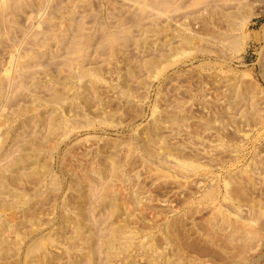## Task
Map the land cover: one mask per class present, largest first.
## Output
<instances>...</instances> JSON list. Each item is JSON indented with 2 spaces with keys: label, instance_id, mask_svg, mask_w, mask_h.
<instances>
[{
  "label": "bare ground",
  "instance_id": "bare-ground-1",
  "mask_svg": "<svg viewBox=\"0 0 264 264\" xmlns=\"http://www.w3.org/2000/svg\"><path fill=\"white\" fill-rule=\"evenodd\" d=\"M102 4L99 5L97 0H0V208L2 207H7L10 209H17V206L20 205H24L25 204V199L26 197L28 198L30 195L34 196L35 199L36 198H41L43 196H45V192L47 193V189L49 188V186L52 188H50L51 190H56V189H60V184L61 181H59V179H61L59 177V179L53 178L51 177L49 179V172L48 170H50V168H48L49 165L48 161L51 160L50 156L52 153V151L58 152L60 150V147L58 146V144H60L59 142V135L61 134L59 133L60 130L65 129L64 127L68 125V123H70L72 128H79L78 125L79 123L77 122V118L75 117L74 119H70L68 118V116L63 115L62 109H64V103L65 101L69 100V95L71 94L74 98L73 100L75 102H77V106L81 107L83 106V108H86L85 110L87 111H94V107H95V102H100V98H102L104 96L101 97L102 94H99V87H98V83L100 81V76L101 74H103L104 72L108 73V74H113V76L115 75V79H117V85L116 83L114 85H116L115 88H118L122 91V93L127 97H131L134 93V91H136L138 93V91L140 89H142V86H145L148 88L149 82L147 79L141 78V76L143 74L146 75V72H150V71H154L153 69L157 67H160L162 65V62L164 61H168L171 54L173 53H178L181 51V49L185 46L191 43V41L196 42V39L198 40V38L200 36L201 39L197 41V43L204 42L207 41L209 43V41L216 43L218 45H223L225 46V44H229L231 42H235L233 41L235 39V36L231 35L230 32L235 31V27L234 24H237V18H238V14L240 13V11L243 12V18H242V24H247L248 20L251 16L253 15H261L264 14V10H260L261 7H257V8H253L252 3H250V1H245V0H239L238 1V8L236 11H230V9L228 10H224V6H226L223 2L224 0H102ZM228 1V0H226ZM253 1V0H252ZM251 1V2H252ZM94 2H98L97 4ZM260 2L264 3V0H260ZM192 5H191V4ZM227 3V2H226ZM244 3V4H242ZM96 4V5H95ZM104 4L105 9L102 8V5ZM187 4V5H186ZM190 4V6H189ZM221 6H219V5ZM186 6L193 8L195 11L189 9L188 12L186 9ZM236 6V5H235ZM234 6V7H235ZM260 6V5H259ZM227 7V6H226ZM183 9V11H182ZM226 9V8H225ZM235 9V8H233ZM263 9V8H262ZM185 10V11H184ZM232 10V9H231ZM241 15V14H240ZM242 17V16H241ZM217 18V19H216ZM216 19V20H215ZM222 20L223 22L227 21L228 25L225 26L224 30L222 29V31H218L220 30V28L217 30L218 33H216L217 31H215V29L213 30V26L214 23L216 21ZM237 19V20H236ZM189 21L188 23L186 21ZM236 20V21H235ZM241 20V19H240ZM198 22V24H197ZM187 23V24H186ZM193 25V23H195L196 25H201V30H203L202 33L200 30V33L198 38L195 39V36L190 34V32H192L193 27L191 28L192 30L189 29V27H187V25L191 24ZM191 25V26H192ZM239 25V24H238ZM197 27V26H196ZM222 27V26H221ZM215 28V27H214ZM195 32H196V28ZM199 29V27L197 28ZM199 30H197L196 33H198ZM193 33V32H192ZM196 36V37H197ZM242 38V37H241ZM236 40V39H235ZM206 42V43H207ZM210 42V43H211ZM237 42V41H236ZM197 43H194L195 45ZM193 44V45H194ZM192 45V44H191ZM208 45V44H207ZM238 45V42L237 44ZM242 45V44H241ZM204 46V45H203ZM213 46V45H212ZM230 46V45H228ZM206 47V46H205ZM199 48V47H198ZM211 47H209L210 49ZM214 48V47H213ZM215 48H217V46H215ZM261 48V47H260ZM152 49H156L155 52L150 51L151 53L146 54L149 50ZM184 49V48H183ZM182 49V51H183ZM187 49V48H186ZM208 49V48H206ZM234 49V48H233ZM139 51V57L135 56L137 54V51ZM188 50V49H187ZM219 50V48L217 49ZM223 50V49H222ZM221 50V51H222ZM225 50V49H224ZM261 50V49H260ZM263 54L261 59V65L264 67V41H263ZM147 51V52H146ZM202 52V51H201ZM212 52V51H211ZM142 53V54H141ZM183 53V52H182ZM207 53V52H206ZM209 53V52H208ZM220 53V51H219ZM216 54V53H215ZM221 54V53H220ZM140 55H142L140 57ZM224 56V54H221ZM220 55V56H221ZM203 56V55H202ZM176 57V56H175ZM204 60V59H203ZM117 64H120L121 66L119 68H117ZM260 65V66H261ZM206 66V65H205ZM211 67V66H210ZM191 68V67H190ZM190 70V69H189ZM262 71V69H261ZM151 73V72H150ZM153 73V72H152ZM183 73V72H182ZM195 73V72H194ZM235 74V73H234ZM247 74V73H246ZM197 75V74H196ZM108 77H110L109 75H107ZM181 76V75H180ZM195 76V74H194ZM201 76V75H200ZM241 76V75H239ZM105 77V76H104ZM103 77V78H104ZM147 77V75H146ZM183 77V76H182ZM233 77V76H232ZM238 77V76H237ZM237 77L233 78L226 86V90L224 93H220L222 94L221 96H218L217 94H215L214 92V98L213 101L214 103H218V108L219 112V116L221 117H225L228 118V120L231 121V124L235 125V123L239 122L236 121L237 117L233 114L237 113V116H239V118L246 120L247 122L250 120H255L257 118L260 117L261 114H259V110L258 111V106L256 105L255 102V93L257 92H253V87L248 86L251 85L249 84V82H242L240 80L237 79ZM106 78V77H105ZM193 78V77H192ZM191 78V79H192ZM262 78L264 79V71L262 72ZM110 79V78H109ZM111 79H114L111 77ZM114 79V80H115ZM197 79V77H196ZM210 79V78H209ZM147 80V81H146ZM188 80V79H187ZM236 81V82H235ZM101 82V81H100ZM105 82V81H104ZM103 85L106 86L108 83H104ZM113 82V81H112ZM187 82V81H186ZM223 82V81H222ZM102 83V82H101ZM114 83V82H113ZM190 83V82H189ZM176 84V83H175ZM192 85V84H191ZM99 86H102V84H100ZM110 86V85H109ZM165 86V85H164ZM182 86V85H180ZM214 86V85H213ZM248 86V87H247ZM162 87V86H161ZM173 87V86H172ZM219 87V86H218ZM160 88V87H159ZM181 88V87H180ZM215 87H213L214 89ZM258 88V87H257ZM149 89V88H148ZM169 89V88H168ZM167 89V90H168ZM183 89V88H182ZM188 89V88H187ZM216 89V88H215ZM111 90V89H110ZM144 90V89H143ZM220 90V89H219ZM258 90V89H257ZM260 90V89H259ZM108 91V90H107ZM114 91V90H113ZM142 91V90H141ZM146 91V90H145ZM144 91V92H145ZM162 91V90H161ZM178 91V90H177ZM181 91V90H180ZM184 90H182L183 92ZM190 91V89H189ZM117 92V91H116ZM217 92V91H216ZM113 93V92H112ZM120 93V94H122ZM140 95H143L142 92H140ZM138 93V94H139ZM142 93V94H141ZM167 93V92H166ZM114 94V93H113ZM172 94V92L170 93ZM176 94V93H175ZM183 95V94H182ZM205 95V94H204ZM257 95V93H256ZM118 96V95H117ZM137 96V95H136ZM144 96V95H143ZM164 96V95H162ZM170 95H168L169 97ZM185 96V94H184ZM192 96V95H191ZM259 96V95H258ZM257 96V97H258ZM105 97V96H104ZM103 97V98H104ZM124 97V96H123ZM135 97V96H134ZM133 97V98H134ZM138 97H140L138 95ZM161 97V96H159ZM171 97V96H170ZM197 97V96H196ZM212 97V96H211ZM256 97V99H258ZM110 98V97H109ZM116 98V96H115ZM119 98V97H118ZM125 98V97H124ZM123 98V100H124ZM177 98V97H176ZM175 98V99H176ZM179 98V97H178ZM193 98V97H192ZM263 98V97H262ZM121 99V98H120ZM130 99V98H129ZM132 99V98H131ZM171 99V98H170ZM174 99V98H173ZM195 99V98H194ZM97 100V101H95ZM106 99H104L105 101ZM111 100V99H110ZM109 100V101H110ZM114 100V99H113ZM260 100V99H259ZM257 100V101H259ZM117 101V100H116ZM125 101H127L125 99ZM165 101V100H164ZM167 101V100H166ZM165 101V102H166ZM179 101V100H177ZM176 103H179L177 102ZM212 102V100L210 99L209 102ZM248 101V102H247ZM263 100H260V102ZM68 102V101H67ZM74 102V103H75ZM98 102V104H99ZM115 102V101H114ZM163 101H161L162 103ZM174 102V101H173ZM208 102V101H207ZM208 102V104H209ZM264 102V101H263ZM71 103V102H70ZM73 103V104H74ZM109 103V102H108ZM111 103V102H110ZM126 103V102H124ZM132 103V102H131ZM159 103V102H158ZM182 103V102H181ZM177 104L179 108V112H175L173 114V112L176 109V104L174 105L175 109L172 110L170 109V111L168 110H162L161 112L164 114L163 118L164 121L169 124L170 130H167L169 133L171 132V130L174 132L176 131V129L178 131H182L184 129V126L192 119L193 120V116L191 114L186 113L187 111H184V109L180 106V104ZM205 103V102H204ZM213 103V102H212ZM246 103V104H245ZM259 103V102H258ZM257 103V104H258ZM68 104V103H67ZM101 104V103H100ZM99 104V105H100ZM105 106V103H102ZM107 104V103H106ZM117 104V103H116ZM127 104V103H126ZM168 104V103H167ZM207 104V105H208ZM261 104V103H259ZM70 105V104H69ZM118 105H120V103L118 102ZM117 105V106H118ZM127 105L130 106V104L128 103ZM143 105V104H142ZM155 105V104H154ZM159 105V104H157ZM164 105V104H163ZM166 105V104H165ZM184 105V103H183ZM210 105V104H209ZM66 106V105H65ZM68 106V105H67ZM71 107L73 105H70ZM244 106V107H243ZM101 107V106H100ZM103 107V106H102ZM107 107V105H106ZM128 108V106H126ZM138 107V106H137ZM166 107V106H165ZM170 106H167V108H169ZM177 107V108H178ZM185 107V106H184ZM187 107V106H186ZM185 107V108H186ZM192 107V106H191ZM211 107V106H210ZM261 107V106H260ZM67 108V107H66ZM65 108V109H66ZM69 108V107H68ZM75 108V106H74ZM71 108V114L74 113L72 111ZM82 108V107H81ZM82 108V109H83ZM96 108V107H95ZM111 108V107H110ZM121 108V107H120ZM126 108V109H127ZM140 108V107H139ZM161 108V107H160ZM166 108V109H167ZM189 108V107H187ZM217 108V107H216ZM215 108V109H216ZM76 109H78L76 107ZM115 109V108H113ZM123 109V108H122ZM129 109V108H128ZM134 109V108H131ZM193 109V108H191ZM190 109V110H191ZM214 109V108H213ZM231 110V111H227ZM264 109V108H263ZM80 110V109H79ZM78 110V111H79ZM106 110H109L108 108H106ZM120 110V109H119ZM161 110V109H160ZM189 110V111H190ZM100 111V110H99ZM116 111H118L116 109ZM142 111V109H141ZM157 111V110H156ZM173 111V112H172ZM177 111V109H176ZM234 111V113L232 114L231 112ZM88 112V114H89ZM90 112V113H91ZM113 112V111H112ZM132 112V111H131ZM135 112V111H134ZM139 112V111H137ZM76 113V111H75ZM87 113V112H86ZM111 113V111H110ZM115 113V112H113ZM118 113V112H117ZM121 113V112H120ZM129 113V112H128ZM262 113V112H261ZM65 114V113H64ZM78 114V113H76ZM101 114V112L99 113ZM108 114V113H107ZM106 114V116H107ZM153 114V113H152ZM161 114V113H160ZM159 114V115H160ZM194 114V113H193ZM81 115V114H80ZM78 115V116H80ZM90 115V114H89ZM92 115V113H91ZM94 115V114H93ZM110 115V114H109ZM112 115V113H111ZM115 115V114H113ZM136 115V114H135ZM198 115V114H197ZM205 115V114H204ZM216 115L215 113L212 114V117ZM82 116V115H81ZM99 116V115H98ZM101 116V115H100ZM120 116V115H119ZM123 116V115H121ZM138 116V115H137ZM196 116V115H195ZM200 116V115H199ZM211 116V115H209ZM85 117V116H84ZM83 117V118H84ZM88 117V116H87ZM110 117V116H108ZM117 117V116H116ZM126 117V116H125ZM151 117V116H150ZM153 117V116H152ZM156 117V116H155ZM162 117V116H161ZM205 117V116H204ZM202 117V118H204ZM206 118L202 120V123H200L203 128H205V130L207 129V131H210V127H211V123L213 121V118ZM219 117V118H220ZM261 117H263L261 115ZM86 118V117H85ZM97 118V117H96ZM106 118V117H105ZM134 118V116H133ZM196 118V117H195ZM194 118V119H195ZM215 118V117H214ZM264 118V117H263ZM117 119V118H116ZM201 119V118H200ZM261 119V118H260ZM83 121L85 119H82ZM99 120V119H98ZM105 120V119H102ZM108 120V118H107ZM113 120V117H112ZM119 120V119H118ZM155 120H157L155 118ZM163 120V119H162ZM161 120V121H162ZM241 120V121H243ZM121 121V120H120ZM125 121V120H124ZM131 121V120H130ZM161 121L157 120L155 121V125L156 128H160L161 126ZM196 121V119H195ZM194 121V123H195ZM219 121V120H218ZM240 121V122H241ZM245 121V122H246ZM256 121V120H255ZM262 121V120H261ZM80 122V121H79ZM90 122V121H89ZM93 122V121H92ZM100 122V121H98ZM104 122V121H103ZM107 122V121H106ZM105 122V123H106ZM108 122L110 123V120H108ZM113 122V121H112ZM119 122V121H118ZM123 122V121H122ZM154 122V121H153ZM193 122V121H192ZM197 122V121H196ZM199 122V121H198ZM201 122V121H200ZM223 122V121H222ZM78 123V124H77ZM81 123H84L81 121ZM80 123V124H81ZM88 123V121H87ZM128 123V122H126ZM191 123V121L189 122V124ZM250 123V122H248ZM256 124H258V121L255 122ZM253 121H251L250 124H255ZM260 123V122H259ZM90 124V123H89ZM112 124V123H111ZM114 124V123H113ZM122 124V123H118ZM151 124V123H150ZM215 124V123H214ZM244 124V123H243ZM247 124V125H250ZM255 124V125H256ZM263 124V123H262ZM76 125V126H75ZM78 125V126H77ZM85 123L83 124V128H84ZM116 125V124H115ZM123 125V124H122ZM197 125V124H196ZM195 125V127H197ZM199 125V124H198ZM200 125V126H201ZM221 125V124H219ZM241 125V124H240ZM245 125V126H247ZM69 126V125H68ZM91 126V125H88ZM105 126V125H104ZM153 126V125H152ZM163 126V125H162ZM236 126V125H235ZM244 126V125H243ZM242 126V129H243ZM244 126V127H245ZM252 127V125H250ZM249 126V127H250ZM257 126V125H256ZM258 126H260L258 124ZM193 127V125H192ZM221 127V126H220ZM219 127V129H220ZM231 128V126H229ZM248 127V126H247ZM63 128V129H62ZM71 128V129H72ZM95 128V127H94ZM168 128V127H167ZM181 128H183L181 130ZM186 128H188V126H186ZM190 128V127H189ZM202 128V129H203ZM235 128V127H234ZM232 128V129H234ZM241 128V127H240ZM169 129V128H168ZM194 129V128H193ZM199 129V128H198ZM218 129V127H217ZM216 129V130H217ZM218 129V130H219ZM229 129V128H228ZM66 130V129H65ZM64 130V132H65ZM154 130V129H153ZM187 130V129H186ZM200 130V129H199ZM198 130V131H199ZM215 130V129H214ZM226 130V128H225ZM163 131L165 132L166 130L163 129ZM196 131V130H195ZM198 131L196 133H198ZM212 131V130H211ZM237 131V130H236ZM85 132V131H84ZM95 132V131H94ZM98 132V131H97ZM148 132V131H147ZM150 132V131H149ZM158 132V131H157ZM156 132V133H157ZM160 132V131H159ZM163 132V133H164ZM189 132V131H187ZM227 132V131H225ZM234 132V130H233ZM249 132V130H248ZM155 133V132H154ZM155 133V134H156ZM162 133V132H161ZM159 133V135L161 134ZM163 133L161 134V136L157 135L159 138L158 140L161 138V141L168 136L163 135ZM190 133V132H189ZM203 133V132H200ZM237 133V132H236ZM65 134V133H64ZM70 134V133H69ZM68 134V135H69ZM79 134V133H78ZM90 134V133H89ZM129 134V133H128ZM151 134V133H150ZM165 134V133H164ZM179 134V133H177ZM181 134V133H180ZM206 134V133H205ZM211 134V133H210ZM215 134V133H214ZM217 134V132H216ZM219 134V133H218ZM222 134V133H221ZM228 133H226V137L230 136L228 135ZM66 135V134H65ZM64 135V136H65ZM67 135V136H68ZM140 135V134H139ZM148 135V134H146ZM155 135V136H156ZM168 135V134H167ZM170 135V134H169ZM173 135V133H172ZM176 135V133H175ZM185 135V134H184ZM183 135V136H184ZM199 135V134H198ZM197 135V136H198ZM202 135V134H201ZM207 135V134H206ZM205 135V136H206ZM224 135V134H223ZM63 136V137H64ZM76 136V135H75ZM141 136V135H140ZM139 136V137H140ZM149 136V135H148ZM152 138H153V134H151ZM154 136V138H155ZM177 136V135H176ZM181 136V135H180ZM191 136V135H190ZM196 136V135H195ZM203 136V135H202ZM208 136V135H207ZM217 136V135H216ZM222 136V135H221ZM236 136V135H235ZM62 137V136H61ZM122 137V136H121ZM127 137V136H126ZM189 137V136H188ZM194 137V136H193ZM201 137V136H200ZM234 137V136H233ZM72 138V137H71ZM87 138V137H85ZM92 138V137H91ZM90 138V139H91ZM94 138V137H93ZM93 138L91 140H93ZM116 138V137H115ZM125 138V137H124ZM136 138V137H135ZM151 138V137H150ZM149 138V140H150ZM151 138V139H152ZM157 138V137H156ZM179 138V137H178ZM185 138V137H184ZM183 138V139H184ZM192 138V136H191ZM204 138V137H203ZM206 138V137H205ZM212 138H214L212 136ZM219 138V137H218ZM63 139V138H61ZM60 139V140H61ZM89 139V140H90ZM127 139V138H126ZM125 139V140H126ZM195 139V138H194ZM215 139V138H214ZM214 139H210V140H214ZM227 139V138H226ZM243 139V138H241ZM64 140V139H63ZM77 140V139H76ZM109 140V139H108ZM119 140V139H118ZM123 140V139H122ZM136 140V139H135ZM157 140V139H156ZM155 139L150 140L151 143H156L155 145H157L158 142H156ZM174 140V139H173ZM187 140V139H186ZM201 140V139H200ZM219 140V139H218ZM231 140V138H230ZM234 140V139H233ZM232 140V141H233ZM56 141V142H55ZM80 141V140H79ZM100 141V140H99ZM139 141V140H138ZM142 141V139L140 140ZM144 141V140H143ZM147 141V140H146ZM220 141V140H219ZM218 141V142H219ZM223 141V140H222ZM229 141V140H228ZM86 142H89L86 140ZM108 141H106L107 143ZM111 141L108 142V144ZM165 142V140H164ZM162 142V143H164ZM172 142V141H171ZM174 142V141H173ZM185 142V141H184ZM97 143V142H96ZM103 143V142H102ZM114 144H116L115 142H113ZM112 143V144H113ZM123 143V142H122ZM148 143V142H147ZM178 143V142H177ZM181 143V142H180ZM214 143V142H213ZM220 143V142H219ZM107 144V145H108ZM118 144V143H117ZM121 144V143H120ZM149 144V143H148ZM146 144L145 145V149L144 151L146 152V154L154 156L156 155L157 151H156V147H154L153 145L150 146ZM176 144V143H175ZM215 144V143H214ZM223 144V143H222ZM72 145V144H71ZM111 144H109L110 146ZM126 145V144H125ZM132 145V144H131ZM138 145V144H137ZM169 145V144H168ZM208 145V144H207ZM210 145V144H209ZM208 145V146H209ZM106 146V145H105ZM108 146V147H109ZM117 146V145H116ZM115 145L110 146V150L106 149V151H101V150H97V157L94 158L96 160L88 163V165L82 166L79 169V173L77 171V167L78 165H76V170L70 171L68 169V171H70L71 173L75 174L76 172L78 173L75 179V181L70 184L71 190L72 192H74V194L76 195V197L72 196V199L77 198L79 202V205L76 207L74 210H72L74 207L72 208H68L67 210H72L74 214V220H76V222L74 221V223H76V228L73 229L76 230L77 232V236L75 238H77L79 236V239L77 240L79 242V240H81V242L83 240H85V244L86 246L89 247V257H95L98 251L97 245L99 239L102 237L99 234H102V231L98 234L99 230H100V225L101 223L99 222L100 219L102 218L100 217L101 214H103V218H105V220L108 219V217L110 218L111 215L114 212H117L119 210H123V207L127 206L125 203L121 202L117 203L116 200V196L114 195L116 193V190L114 188V186H116L117 182L116 181H120V182H124V180L126 179V177L130 176V174L127 172V169H124L126 171H123V162H125V157L129 156V150L126 149L127 147L129 148V146H125L127 154H123V152L121 151L122 149H120L122 146L118 144V146L116 147ZM212 146V145H210ZM209 146V147H210ZM217 146V145H216ZM224 146V145H223ZM221 146V147H223ZM124 147V145H123ZM141 147V146H139ZM154 147V148H152ZM164 147H165V143H164ZM179 147V146H177ZM186 147V145H185ZM219 147V146H218ZM234 148V146H232ZM236 147V146H235ZM97 148V147H96ZM172 148V147H171ZM208 148V147H207ZM216 148V147H215ZM241 148V147H240ZM239 148V149H240ZM88 149V148H87ZM90 149V148H89ZM94 149V148H93ZM92 149V150H93ZM105 149V147L103 148ZM132 149V148H131ZM134 149V147H133ZM132 149V151H133ZM140 149V148H139ZM166 149V147H165ZM227 149V147H226ZM238 149V148H237ZM77 150V149H76ZM84 150V149H83ZM82 150V151H83ZM135 150V149H134ZM138 150V149H137ZM168 150V149H167ZM172 150V149H171ZM243 150V149H242ZM68 152H65L66 154L63 153V157H74L77 160L81 157H78V153H76L75 149L72 147L67 148ZM86 151V150H85ZM95 151V150H94ZM162 151V150H161ZM173 151V150H172ZM206 151V150H205ZM209 151V150H208ZM211 151V150H210ZM125 152V151H124ZM138 152V151H137ZM141 152V151H140ZM165 151H163L164 153ZM175 152V151H174ZM86 153V152H85ZM84 153V155H85ZM91 153V152H90ZM131 153V152H130ZM139 153V152H138ZM143 153V152H142ZM173 153V152H172ZM180 153V152H179ZM225 153V152H224ZM83 154V153H82ZM87 154V153H86ZM133 154V153H131ZM130 154V156H132ZM218 154V153H217ZM67 155V156H66ZM80 155V154H79ZM93 155V154H92ZM96 155V154H95ZM137 155V154H134ZM133 155V156H134ZM171 154H169L170 156ZM178 155V154H177ZM214 155V154H213ZM56 156V155H55ZM81 156V155H80ZM87 156V155H86ZM88 156H91L88 153ZM163 156V155H162ZM166 156V155H165ZM175 156V155H174ZM181 156V155H180ZM179 156V157H180ZM190 156V155H189ZM234 156V155H233ZM259 156V155H258ZM262 156V155H261ZM53 157V156H52ZM93 157V156H91ZM89 157V158H91ZM136 157V156H135ZM142 157V155H141ZM155 157V156H154ZM157 157V155H156ZM160 157V154H159ZM173 157V156H172ZM177 157V159L179 158ZM183 157V156H182ZM188 157V156H187ZM186 157V158H187ZM220 157V155L218 154V158ZM222 157V156H221ZM252 157V156H251ZM56 158V157H55ZM61 158V159H62ZM68 158V157H67ZM139 158V157H138ZM152 158V157H151ZM174 158V157H173ZM185 158V155H184ZM182 158V160L184 159ZM191 158V156H190ZM54 159V158H53ZM82 159V158H81ZM92 159V158H91ZM90 159V161H91ZM148 159V158H147ZM155 159V158H154ZM176 159V161H177ZM194 159V157L192 158ZM209 159H211L209 157ZM240 159V158H239ZM252 159V158H251ZM59 160V159H58ZM64 160V159H62ZM60 160V162L62 161ZM66 160V159H65ZM69 160V159H68ZM67 160V162H69ZM93 160V159H92ZM131 160V159H130ZM144 160V159H143ZM158 160V159H157ZM160 160V159H159ZM167 160V159H166ZM229 160V159H227ZM257 160V159H256ZM71 161V160H70ZM83 160H80V162ZM135 161V160H134ZM148 161V160H147ZM155 160H153V163ZM165 161V159L163 160ZM162 161V162H163ZM175 161V162H176ZM191 161V160H189ZM212 161V160H211ZM221 161V160H220ZM64 162V161H62ZM85 162V161H83ZM82 162V163H83ZM88 162V161H87ZM169 162V161H168ZM185 162V161H184ZM196 162V161H195ZM224 162V161H223ZM262 162H264L262 160ZM261 162V163H262ZM56 163V162H55ZM72 163V162H71ZM71 163H68V167L69 165H71ZM127 163V164H126ZM125 164L129 165L132 164V162L130 161L129 163L126 162ZM145 163V161H144ZM166 163V162H165ZM171 163V162H170ZM177 163V162H176ZM188 163V162H187ZM191 163V162H190ZM189 163V165H190ZM193 163V162H192ZM215 163V162H214ZM248 163V162H247ZM260 163V164H261ZM73 164L74 160H73ZM72 164V165H73ZM147 164V163H146ZM145 164V165H146ZM169 164V163H168ZM172 164V163H171ZM217 164V163H216ZM256 164V163H255ZM259 164V165H260ZM263 164V163H262ZM67 165V164H64ZM83 165V164H82ZM136 165V164H135ZM157 165V164H155ZM161 165V164H159ZM165 164H163L161 167H163ZM179 165V163H178ZM176 164V166H178ZM195 168V164L193 163ZM192 165V166H193ZM228 165V164H226ZM237 165V164H236ZM264 165V164H263ZM262 165V170H264V167ZM134 165H131V167H133ZM149 165H147L148 167ZM151 166V165H150ZM190 166V167H192ZM207 166V165H206ZM255 166V165H254ZM60 167V165H59ZM58 167V168H59ZM63 167V166H62ZM71 167V166H70ZM123 167V168H122ZM146 169H149L147 168ZM154 167V166H153ZM160 167V169H161ZM179 167V166H178ZM183 167L182 165L177 168L178 169V174H181L182 176H180V178L182 177L183 179H187L188 176L191 177L190 171H188L189 167L187 168L186 166V170L181 168ZM198 167V166H197ZM209 167V166H208ZM253 167V166H252ZM130 168V167H129ZM158 168V167H157ZM170 168V165L169 167ZM256 168V166L254 167ZM64 169L66 170L67 167H64ZM75 169V168H74ZM131 169V168H130ZM153 168V172H154ZM159 169V168H158ZM175 169V168H174ZM208 169V168H207ZM212 169V168H211ZM238 169V168H237ZM53 170V169H52ZM151 169H149L150 171ZM171 170V169H170ZM169 170V171H170ZM199 170V169H198ZM260 170V169H259ZM58 171V170H57ZM60 171V170H59ZM62 171V169H61ZM65 172L66 174L69 173L70 175V179H71V175L70 172ZM76 171V172H75ZM129 171V170H128ZM126 172V175H124ZM131 172V170H130ZM152 172V173H153ZM176 172V171H175ZM196 172V171H194ZM244 172V171H243ZM251 172V171H249ZM248 171L246 172L247 177L245 176V178H247L248 181H250V173ZM261 172V171H260ZM264 172V171H263ZM52 173V172H50ZM58 173V172H57ZM155 173V172H154ZM163 173V172H162ZM170 172H168L169 174ZM177 173V172H176ZM214 173V172H213ZM232 173V172H231ZM245 173V172H244ZM253 175L255 172H252ZM55 174V173H54ZM63 174V173H62ZM149 175V172L147 173ZM164 174V173H163ZM162 174V178L163 175ZM172 174V172L170 173ZM196 174V173H195ZM194 174V175H195ZM58 175V174H57ZM68 175V176H69ZM156 175V174H154ZM161 175V174H160ZM211 175V174H210ZM250 175V176H253ZM64 176V175H63ZM62 176V177H63ZM67 176V177H68ZM125 176V177H124ZM136 176V175H135ZM175 176V175H174ZM228 177L231 175H227ZM243 176V174H242ZM65 177V176H64ZM63 177V178H64ZM75 177V176H74ZM139 177V175H138ZM145 177V176H144ZM189 177V178H190ZM240 176H237V179ZM78 178V179H77ZM159 178H161L159 176ZM161 178V179H162ZM204 178V176H203ZM214 178V177H212ZM211 178V181H213ZM225 178V177H224ZM233 178V177H231ZM230 178V179H231ZM235 178V177H234ZM243 178V177H242ZM244 178V179H245ZM257 178V177H255ZM128 179V178H127ZM126 179V180H127ZM131 179V177H130ZM137 179V178H136ZM142 179V178H141ZM145 179V178H144ZM156 179H158L156 177ZM160 179V181H162ZM166 179V178H165ZM227 179V178H226ZM240 179V178H239ZM253 179V178H251ZM74 180V179H73ZM149 180V179H148ZM170 180V179H169ZM174 180V179H173ZM177 180V179H176ZM189 180V179H188ZM200 180V179H199ZM243 180V179H242ZM68 181V180H67ZM134 181V180H133ZM138 181V179L136 180ZM134 181V182H136ZM147 181V180H146ZM152 181V180H151ZM196 181V180H195ZM194 181V182H195ZM198 181V180H197ZM228 181V180H227ZM232 181V180H231ZM245 182L246 184V188L247 185L248 188H250L251 186L253 187L254 184L253 181L251 182ZM260 181V180H259ZM258 181V182H259ZM126 182V181H125ZM129 182V180H128ZM127 182V184H128ZM149 182V181H148ZM155 182V181H154ZM166 182V180H165ZM180 182V181H179ZM179 182H177L178 185H182ZM194 182H192L194 184ZM200 182V181H199ZM206 182V181H205ZM239 182V181H238ZM257 182V181H256ZM263 182V181H262ZM119 183V182H118ZM130 183V182H129ZM138 183V182H137ZM150 183V182H149ZM170 183H174L171 182ZM176 183V182H175ZM202 183V182H201ZM217 183V182H215ZM229 183V181H228ZM234 183V182H233ZM68 184V182H67ZM124 184V183H122ZM151 184V183H150ZM163 184V183H162ZM190 184V183H188ZM196 184V182H195ZM198 184V183H197ZM210 185V183H208ZM230 184V183H229ZM232 184V182H231ZM257 184V183H256ZM260 184V183H259ZM264 184V182H263ZM62 185V184H61ZM120 185V184H119ZM118 185V187H119ZM125 185V184H124ZM135 185V184H134ZM141 185V184H140ZM167 185V184H166ZM173 185V184H172ZM199 185V184H198ZM214 185V184H213ZM216 185V184H215ZM218 185V184H217ZM234 185V184H232ZM241 185V184H240ZM64 186V185H63ZM66 186V184H65ZM130 186V184H129ZM132 186V185H131ZM143 186V184H142ZM156 186V185H155ZM154 186V187H155ZM161 186V185H159ZM188 186V185H187ZM195 186V185H194ZM193 186V187H194ZM201 186V185H200ZM68 187V186H67ZM126 187V185L124 186ZM122 187V189L124 188ZM133 187V186H132ZM131 187V188H132ZM138 187V185H137ZM167 187V186H166ZM172 187V186H171ZM183 187V186H182ZM207 187V186H206ZM210 187V186H209ZM213 187V186H211ZM241 187V186H240ZM258 187H260V185H258ZM69 188V187H68ZM130 188V189H131ZM142 188V187H141ZM145 188V186H144ZM168 188V187H167ZM224 188V186H223ZM231 188V187H230ZM238 188V187H237ZM242 188V187H241ZM254 188V187H253ZM256 188V187H255ZM262 188V187H261ZM264 188V187H263ZM262 188V189H263ZM62 189V188H61ZM126 189V188H124ZM123 189V190H124ZM129 189V190H130ZM134 189V188H133ZM139 189V187H138ZM143 189V188H142ZM147 189V187H146ZM184 189V188H183ZM188 189V188H187ZM210 188H208L209 190ZM213 189V188H212ZM234 189V188H232ZM231 189V190H232ZM251 189V188H250ZM49 190V189H48ZM49 190V191H51ZM123 190H120L123 194ZM136 190V189H135ZM167 190V189H166ZM170 190V189H169ZM176 190V188H175ZM192 190V189H191ZM200 190V189H199ZM211 190V189H210ZM208 191L204 194H206V197L204 199H207L209 201L207 202H211V198H212V194L213 192ZM216 190H219L216 188ZM230 190V191H231ZM236 190V189H235ZM254 190V189H253ZM57 191V190H56ZM145 191V190H144ZM147 191V190H146ZM154 191H156L154 189ZM159 191V190H158ZM190 191V190H189ZM226 191V189H225ZM228 191V190H227ZM233 191V190H232ZM231 191V193H232ZM238 191V190H236ZM251 191V190H248ZM263 191V190H261ZM60 192V191H58ZM129 192V191H127ZM137 192V191H135ZM170 192V191H169ZM187 192V191H185ZM239 192V191H238ZM253 192V191H252ZM130 193V192H129ZM132 193V192H131ZM144 194V192H142ZM141 193V194H142ZM146 193V192H145ZM152 193V191H151ZM160 193V192H159ZM162 193V192H161ZM171 194L173 197L176 195L174 193V191H171ZM193 193V192H192ZM202 193V192H201ZM230 192H228L229 194ZM244 193V191L242 192ZM54 194V193H53ZM117 194H120L119 192ZM139 194V196L141 195ZM150 194V193H149ZM187 194V193H186ZM191 194V193H190ZM247 194V193H246ZM250 194V193H248ZM49 195V193H48ZM47 195V196H48ZM121 195V194H120ZM126 195V193H125ZM129 195V194H128ZM138 195V194H137ZM136 195V196H137ZM211 195V196H210ZM215 195V193L213 194ZM234 195V193L232 194ZM238 195V193H237ZM263 195V194H262ZM50 196V195H49ZM60 196V195H59ZM118 196V195H117ZM123 196V195H122ZM127 196V195H126ZM161 196V195H159ZM170 196V195H168ZM189 196V195H188ZM216 196V195H215ZM240 196V195H239ZM247 195H245V198ZM68 198H70L71 196H67ZM67 197L65 198L66 200ZM129 197V196H128ZM156 197V196H155ZM202 197V195H201ZM201 197L199 198L201 200ZM52 198V197H51ZM51 198L47 199H43V200H49ZM124 198V197H122ZM147 197H144V199ZM153 198V197H152ZM158 198V197H157ZM215 198V197H214ZM237 198V197H236ZM262 198V197H261ZM63 199V198H62ZM71 199V200H72ZM161 199V198H160ZM159 199V200H160ZM164 199V198H163ZM198 199V201H199ZM234 199V198H233ZM264 199V198H263ZM27 200V199H26ZM55 200V199H54ZM64 200V199H63ZM65 202H69L66 201ZM70 200V199H69ZM118 200V201H119ZM124 200V199H123ZM137 199L134 198L133 193L131 194V197L129 200H127L129 202V204L132 205V203H137L136 201ZM146 199V203H147ZM197 200V199H196ZM246 200V199H245ZM257 200V198L255 197L254 201ZM35 201V200H34ZM40 201V200H39ZM42 201V199H41ZM52 201V200H51ZM56 201V200H55ZM77 201V200H76ZM75 201V202H76ZM126 201V202H127ZM142 201V200H141ZM176 201V200H175ZM189 201V199H188ZM205 201V202H206ZM249 201V200H248ZM258 201V200H257ZM32 202V201H31ZM57 202V201H56ZM71 203L77 205L75 202L70 201ZM148 202H150V200H148ZM191 202V201H190ZM240 202V201H238ZM237 202V203H238ZM256 202V201H255ZM29 203V202H28ZM42 203V202H41ZM53 203V202H52ZM55 203V202H54ZM64 203V202H63ZM142 203V202H141ZM153 203V202H152ZM163 203V204H161ZM161 205L160 207H163L165 209L171 208L170 206V201L168 200H163L161 201ZM179 203V202H178ZM186 203V202H185ZM213 203V202H212ZM235 203V204H237ZM243 203V202H242ZM30 204V203H29ZM28 204V205H29ZM32 204V203H31ZM34 204V203H33ZM40 203H36L35 205L37 206ZM48 204V203H47ZM65 204V203H64ZM69 204V203H68ZM149 204V203H148ZM156 204V202H155ZM214 204V203H213ZM212 204V206H213ZM240 203H238L237 205H239ZM264 204V203H263ZM262 204V206H264ZM19 205V206H20ZM52 205V204H51ZM61 206H63L60 203ZM184 205V204H183ZM189 205V204H188ZM235 205V206H237ZM53 206V205H52ZM69 205H65V207ZM218 206V205H217ZM234 206V207H235ZM259 206V205H258ZM46 207V206H45ZM50 207V206H49ZM59 207V206H58ZM129 207V205H128ZM141 207V206H140ZM138 207V209L140 208ZM144 207V205H143ZM157 207V206H154ZM179 207V206H178ZM206 207V206H205ZM209 207V206H208ZM215 208V206H213ZM247 207V206H246ZM253 206H251V209ZM52 207H50L51 209ZM62 208V207H60ZM131 208V207H130ZM153 208V207H152ZM159 208V207H158ZM175 208V207H174ZM220 208V207H218ZM255 208V207H254ZM260 208V207H259ZM33 209V208H31ZM30 211H33L31 210ZM46 209V208H45ZM64 209V208H62ZM217 209V208H215ZM225 209V208H224ZM4 210V209H3ZM22 210V209H21ZM54 210V209H53ZM57 210V208H56ZM66 210V209H65ZM126 210V209H125ZM128 210H130L128 208ZM133 210V209H132ZM221 210V208H220ZM242 210V209H241ZM247 210V209H246ZM251 210V211H252ZM256 210V209H255ZM255 210H253V215H250L253 217V220L256 222L258 220V223L260 221V218H262L264 216V213L260 214L257 212V216H255L256 212ZM258 210V209H257ZM5 211V210H4ZM8 211H10L8 209ZM25 212H29L26 210H23ZM47 211V210H46ZM60 211V210H59ZM106 211V212H104ZM124 211V210H123ZM122 211V212H123ZM202 211V210H201ZM199 211V212H201ZM211 211V210H210ZM208 209V213L210 212ZM250 211V210H249ZM2 212V211H1ZM7 212V210H6ZM5 212V213H6ZM16 212V211H15ZM18 211V215H19ZM33 214H36L37 211H33ZM41 212H44L43 210H41ZM62 212V210H61ZM67 214L70 213L68 211H65ZM94 212H96V214H94ZM104 212V213H103ZM126 212V211H125ZM125 212L123 214H125ZM166 212V211H165ZM198 212V214H199ZM215 212V211H214ZM219 212V211H217ZM222 215L226 213H223ZM225 212V211H224ZM227 212V211H226ZM229 212V211H228ZM227 212V213H228ZM242 213V211H239ZM264 212V211H263ZM12 213V212H11ZM24 213V212H23ZM22 213V214H23ZM26 213V214H27ZM30 213V212H29ZM39 213V212H38ZM45 213V212H44ZM64 213V211H63ZM70 213V214H71ZM130 213V212H128ZM160 213V212H159ZM188 213H192V212H188ZM187 213V214H188ZM197 213V211H196ZM202 213V212H201ZM231 213V211H230ZM233 213V212H232ZM15 214V213H14ZM12 214V215H14ZM25 214V213H24ZM45 214H48L45 213ZM44 214V216H45ZM62 214V213H60ZM69 214V215H70ZM132 214V212H131ZM134 214V213H133ZM136 216L138 213H136ZM149 214V213H148ZM154 214V213H153ZM158 214V213H157ZM162 214V212H161ZM165 214V213H164ZM186 214V215H187ZM195 214V213H194ZM209 217L204 220L205 223V227H203L202 229H204L205 231H209L210 233L204 234V238H207L208 241H213V239L217 238L220 239L222 238V240L226 241V242H230L233 246V248L230 246L231 244L228 245L234 249V252L232 251L231 253H234V261L238 262L239 264H251L252 262H248L249 258H251L252 260V256L250 257V251L251 248L253 249V247L256 246H252L249 247L253 242L256 241V239H260L258 238L260 236V232L258 230L252 229L251 228V220H247L248 222H238V219H236L235 221H233V217L231 218V214L228 215L230 216L229 220L228 217H224L223 218L220 217V213H213V211L211 213H209ZM238 214V212H237ZM236 214V215H237ZM249 214L246 217H249ZM11 215V216H12ZM58 215V214H57ZM156 215V214H155ZM185 215V214H184ZM190 215V214H189ZM206 214H204L205 216ZM241 215V214H240ZM243 215V214H242ZM240 216L243 217V216ZM9 216V217H11ZM25 216V215H24ZM28 216V214H27ZM32 216V214H31ZM34 216V215H33ZM32 216V218H33ZM36 216V215H35ZM40 216V214H39ZM42 216V215H41ZM47 216V215H46ZM51 216V213H50ZM114 216V215H113ZM116 216H118L116 214ZM132 216V215H130ZM212 216V218H210ZM234 216V215H232ZM3 217H7V216H3ZM2 217V219L0 218V220H4V218ZM16 217V216H15ZM38 217V216H36ZM58 217V216H57ZM63 217V215H62ZM119 217V216H118ZM129 217V216H128ZM134 217V216H133ZM139 217V216H137ZM190 217V216H189ZM220 217V218H219ZM236 217V216H234ZM238 217V216H237ZM251 217V218H252ZM20 218V217H19ZM25 218V217H24ZM23 221H28L30 219H25ZM28 218V217H27ZM52 218V217H51ZM51 218L49 221H51ZM63 218L66 219V222H68V220H71L70 216L69 219L67 220V218L64 216ZM62 218V220H64ZM123 218V215H122ZM142 218V217H141ZM140 218V219H141ZM178 218V217H177ZM183 218V217H182ZM205 218V217H204ZM239 218V219H240ZM244 218V219H245ZM6 219V218H5ZM13 219V217L11 218ZM21 219V220H22ZM35 219V218H34ZM49 219V217H48ZM56 219V218H55ZM139 219V218H138ZM137 219V220H138ZM139 219V220H140ZM143 219V218H142ZM146 219V218H145ZM172 219V218H171ZM170 219V221H171ZM190 219V218H189ZM203 220V217L200 218ZM14 220H18L15 219ZM73 220V219H72ZM71 220V221H72ZM115 220V219H114ZM144 220V219H143ZM148 220V219H146ZM145 220V221H146ZM154 220V219H153ZM152 220V221H153ZM175 220V219H174ZM180 221L182 219H179ZM198 220V219H197ZM196 220V223H197ZM225 220V222H224ZM246 220V219H245ZM261 219V223L264 226V221L262 222ZM6 221V220H5ZM3 221V222H5ZM9 221V220H8ZM7 221V222H8ZM13 221V220H11ZM10 221V222H11ZM31 221V220H30ZM55 221V220H54ZM59 221L60 217H59ZM70 221V222H71ZM104 220H101V222ZM119 221V220H118ZM136 221V220H135ZM141 221V220H140ZM173 221V220H172ZM171 221V222H172ZM178 221V220H176ZM20 222V220L18 221ZM16 221V223H18ZM48 222V220H47ZM53 222V221H52ZM51 222V223H52ZM65 222V221H64ZM64 222L62 223L63 226L65 225ZM69 222V224H70ZM106 222V221H105ZM114 222V221H113ZM120 222V221H119ZM151 222V221H150ZM174 222V221H173ZM172 222V223H173ZM254 222V223H255ZM16 223H11V225L16 224ZM25 223V222H24ZM34 223V222H32ZM58 223V222H57ZM73 223V222H71ZM125 223V222H124ZM143 223V222H142ZM155 223V222H154ZM153 223V224H154ZM168 223V222H167ZM180 223V222H179ZM177 223V225L179 224ZM199 223V221H198ZM10 224V223H8ZM7 223L4 225H2L1 228H5L7 226H9ZM49 224V222H48ZM59 224V223H58ZM97 224H100L99 226ZM127 224V223H126ZM135 224V223H134ZM182 224V223H181ZM195 224V223H193ZM251 224V225H250ZM0 225V226H1ZM18 225V224H16ZM15 225V226H16ZM73 226V224H71ZM115 223L112 225L114 226ZM119 225V224H117ZM131 225V224H130ZM136 225V224H135ZM170 225V224H168ZM174 225V223H173ZM184 225V223H183ZM198 225V224H196ZM202 225V224H201ZM254 225V224H253ZM14 226V227H15ZM40 225H38L39 227ZM55 226V225H54ZM61 226V225H60ZM59 226V227H60ZM66 226V225H65ZM70 226V225H69ZM122 226V225H121ZM152 226V225H151ZM155 226V225H153ZM165 226V225H164ZM181 226V225H180ZM199 226V225H198ZM259 226L261 227L260 223ZM258 226V227H259ZM262 226V229L264 228ZM13 227V226H10ZM9 227V229H10ZM22 227V226H21ZM26 228L22 229V230H28L29 227L31 228L32 226H25ZM35 227V226H34ZM33 227V228H34ZM120 227V226H119ZM125 227V226H124ZM135 227V226H134ZM149 227V226H148ZM174 227V226H173ZM172 227V228H173ZM176 227V226H175ZM188 227V226H186ZM222 227V228H221ZM224 227H226V229L228 228L229 231L225 232L223 230ZM259 227V228H260ZM17 228H20L19 226ZM14 228V229H17ZM32 229V231H27V232H33L36 228H34V230ZM67 227H65L66 229ZM69 228V227H68ZM115 228V227H114ZM123 229V227H121ZM120 228V229H121ZM128 228V227H127ZM145 228V227H144ZM167 228V225H166ZM171 228V229H172ZM180 228V227H179ZM182 228V227H181ZM192 228V227H191ZM21 229V228H20ZM43 229V228H42ZM46 229V228H45ZM59 229V228H58ZM118 229V227L116 228ZM121 229V230H122ZM130 229V228H128ZM133 229V228H132ZM169 228V231L171 230ZM175 230V228H173ZM183 229V228H182ZM246 229H248L249 231H246ZM2 230V229H1ZM19 230V229H17ZM16 230V231H17ZM37 230V229H36ZM57 230V229H56ZM68 230V229H67ZM73 230V231H74ZM126 229L124 228V231ZM164 230V229H163ZM188 229H186L187 231ZM12 231V230H11ZM25 231V232H26ZM52 231V230H51ZM62 230H58V232H60ZM69 231V230H68ZM120 231V230H119ZM140 231V230H139ZM148 231V230H147ZM176 231V230H175ZM185 231V232H186ZM191 231V229H190ZM214 231H216L214 233ZM220 231V232H218ZM246 231V232H245ZM1 232V231H0ZM6 232V231H5ZM14 232V231H13ZM19 232V231H18ZM23 232V231H22ZM26 232V233H27ZM36 232V231H34ZM53 232V231H52ZM57 232V231H56ZM63 232V231H62ZM72 232V231H71ZM117 230L115 229H111L108 232V237L105 239L106 243L111 245L114 244L113 240H115V242H117V240L119 238L118 234H117ZM157 232V231H156ZM174 232V231H173ZM218 232V233H217ZM4 233V232H3ZM3 233L0 235V259H3L6 257L5 260H7V256H9V251L11 252L12 249L9 248L8 246H4L6 241V237H10V236H3ZM7 234L9 233L6 232ZM17 233V232H16ZM21 233V232H20ZM25 233V234H26ZM41 233L42 230H41ZM61 233V232H60ZM65 233V232H64ZM75 232H73L74 234ZM120 233V232H119ZM128 233V231H127ZM166 233V232H165ZM171 234V231L168 232ZM176 233V232H175ZM182 233V232H180ZM187 233V232H186ZM220 233V236H219ZM6 234V235H7ZM18 234V233H17ZM25 234L23 237H25ZM31 234V233H30ZM29 234V235H30ZM36 234V233H35ZM40 234V233H39ZM52 234V233H51ZM54 234V233H53ZM57 234V233H56ZM121 234V233H120ZM137 234V233H136ZM160 234V233H159ZM173 234V233H172ZM195 234V233H194ZM263 234V233H262ZM5 235V234H4ZM9 235V234H8ZM19 235V234H18ZM23 235V234H22ZM28 235V233H27ZM64 235V234H63ZM125 237L126 234H123ZM155 235V234H154ZM158 235V232H157ZM182 235V234H181ZM222 235V237H221ZM48 236V233L46 236H44L45 238ZM53 236V235H52ZM59 236V235H58ZM67 236V235H66ZM100 236V238L98 237ZM131 236V234H130ZM129 236V237H130ZM148 236V235H145ZM160 236V235H159ZM168 236V234H167ZM173 235H171V237H173ZM203 236V235H202ZM5 237V238H4ZM20 237V236H19ZM28 237V236H27ZM26 237V239H27ZM33 237V236H32ZM36 237V236H35ZM39 237H42L39 235ZM50 237V236H49ZM56 237V236H55ZM61 237V234L60 236ZM69 237V236H68ZM67 237V238H68ZM74 237V236H73ZM104 237V235H103ZM128 237V235H127ZM126 237V238H127ZM133 237V236H132ZM131 237V238H132ZM135 237V235H134ZM137 237V236H136ZM158 237V236H157ZM169 237V236H168ZM169 237V238H171ZM176 237V234H175ZM174 237V238H175ZM186 237V236H185ZM263 237V236H262ZM12 238V237H11ZM22 238V237H21ZM30 238V237H29ZM28 238V239H29ZM58 238V237H57ZM74 238V239H75ZM122 238V237H120ZM129 238V239H131ZM142 238V237H141ZM147 238V237H146ZM154 238V237H153ZM162 238V237H161ZM10 239V238H9ZM33 239V238H32ZM59 239V238H58ZM71 239V237H70ZM104 239V238H103ZM125 239V238H124ZM134 239V238H133ZM140 240V238H135ZM134 239V240H135ZM155 239V238H154ZM166 239V238H165ZM178 240V237L176 238ZM175 239V241H176ZM205 239V240H207ZM215 239V240H217ZM16 240V239H15ZM20 240V239H19ZM39 240V239H38ZM60 240V239H59ZM120 240V239H119ZM123 240V239H122ZM120 240V241H122ZM128 240V239H127ZM126 240V241H127ZM153 240V239H152ZM169 240V239H168ZM180 240V239H179ZM214 240V244L216 246V242ZM219 241V242H222ZM263 240V239H260ZM26 241V240H25ZM69 241V240H68ZM133 241V240H132ZM162 241V240H161ZM174 241V242H175ZM181 241V240H180ZM186 241V240H185ZM11 242V241H10ZM22 242V239L20 240V243ZM31 242V241H30ZM29 242V249L32 251L36 248H33L34 246L30 245ZM35 242H38L37 239ZM41 242V241H40ZM40 242L39 244H34L38 247H40ZM75 242V241H74ZM75 242V243H78ZM80 242V243H81ZM143 243V241H140V243ZM153 242V241H152ZM167 242V241H166ZM179 242V241H178ZM13 243V242H12ZM11 243V244H12ZM16 243V242H15ZM15 243H13V245H11L14 249V254L19 253L20 248H16ZM19 243V244H20ZM62 243V242H61ZM60 243V244H61ZM73 243V242H72ZM79 243V244H80ZM102 243V242H101ZM123 241L119 244H122ZM124 243H128V242H124ZM132 243V242H131ZM155 243V242H154ZM176 243V242H175ZM180 243V242H179ZM178 243V244H179ZM184 243V242H183ZM203 243V242H202ZM218 243V242H217ZM8 244V243H7ZM19 244L17 243V245L19 246ZM71 244V243H70ZM117 243V245H119ZM125 244V245H126ZM157 244V243H156ZM169 244V243H168ZM177 244V245H178ZM182 244V243H180ZM191 247L195 248V249H199L202 248L201 247V241L198 242L197 240H194L193 242L189 243ZM188 244V245H189ZM254 244V243H253ZM252 244V245H253ZM258 244L259 243H255ZM254 244V245H255ZM10 245V244H9ZM53 245V244H52ZM72 245V244H71ZM74 245V243H73ZM103 245V244H102ZM116 245V243H115ZM124 244L122 245L123 247L125 246ZM129 245V244H128ZM134 245V244H133ZM136 245V244H135ZM141 245V244H140ZM149 245V244H146ZM171 245V244H170ZM176 245V244H175ZM175 245L174 248H175ZM220 245V244H219ZM223 245V244H222ZM221 245V246H222ZM28 246V245H26ZM54 246V245H53ZM65 246V245H64ZM77 246V245H75ZM79 246V247H78ZM77 247L80 248V245H78ZM127 246V245H126ZM168 246V245H167ZM180 246V245H179ZM183 246V245H182ZM181 246V248H182ZM214 246V245H213ZM225 246V244H224ZM24 247V246H23ZM59 247V246H58ZM70 247V246H69ZM84 247V246H83ZM117 246H115L114 248H116ZM128 247V246H127ZM148 247V246H147ZM169 247V246H168ZM166 247V249L168 248ZM218 247V246H217ZM41 248V247H40ZM57 248V247H56ZM119 249H121V245L120 247H118ZM136 248V247H135ZM134 248V249H135ZM138 248V247H137ZM142 247V251H143ZM150 248V247H149ZM158 248V247H157ZM170 248V247H169ZM177 248V247H176ZM206 248V247H205ZM223 248V247H220ZM225 248V247H224ZM230 248V249H231ZM44 249V248H43ZM64 249V248H63ZM70 249V248H69ZM73 249V248H72ZM77 249V248H76ZM75 249V250H76ZM81 249V248H80ZM83 249V248H82ZM87 249V248H84ZM83 249V250H84ZM106 249V248H105ZM108 249V248H107ZM106 249V250H107ZM110 249V248H109ZM124 249H126L124 247ZM128 249V248H127ZM130 249V248H129ZM145 249V248H144ZM153 250V248H150ZM155 249V248H154ZM180 249V248H179ZM194 249V250H195ZM257 249V248H255ZM18 250V251H17ZM25 250V249H24ZM42 250V249H40ZM50 250V249H49ZM104 250V251H106ZM111 250V249H110ZM108 250V251H110ZM118 250V249H117ZM164 250V249H163ZM177 250V249H176ZM207 250V249H206ZM226 250V249H223ZM254 250V249H253ZM48 251V250H47ZM66 251V250H65ZM113 251V250H112ZM116 251V250H115ZM122 251V249H121ZM117 251L118 253H121ZM127 251V250H126ZM125 251V252H126ZM134 251V250H133ZM138 251L140 252V249L138 248ZM147 251L150 250H146ZM183 251V248L180 250V252ZM191 250H189L190 252ZM227 251V250H226ZM33 252V251H32ZM30 252V253H32ZM37 252V250H36ZM43 252V250H42ZM67 252V251H66ZM82 251H80L81 253ZM111 252V251H110ZM109 255H114V251ZM124 252V251H123ZM137 252V251H135ZM152 252V251H151ZM153 252H156L153 251ZM173 252V251H172ZM184 252V251H183ZM186 252V251H185ZM184 252V253H185ZM193 252V251H191ZM197 252V251H196ZM253 252V251H252ZM255 252V251H254ZM23 253V252H22ZM27 253V252H26ZM48 253V252H46ZM50 253V252H49ZM48 253V254H49ZM64 253V252H63ZM79 253V251H78ZM106 253V252H105ZM171 253V252H170ZM176 253V251H175ZM223 253V252H222ZM227 253H230L229 251H227ZM226 253V254H227ZM33 254V253H32ZM32 254H29L31 256H33ZM36 254V253H34ZM38 254V252H37ZM83 254V253H82ZM104 254V253H103ZM103 254H99V255H103ZM116 254V255H117ZM122 254V253H121ZM124 254V253H123ZM129 254V253H128ZM149 255H151L150 253H147ZM146 254V255H147ZM155 254V253H154ZM153 254V256H154ZM159 254H161V251L159 252ZM164 254V253H163ZM162 254V255H163ZM173 254V253H172ZM183 256V253H181ZM187 254V252H186ZM205 254V253H204ZM252 254V253H251ZM40 255V254H39ZM45 257L47 256L44 253ZM66 255V254H65ZM81 255V254H80ZM79 255V256H80ZM87 255V256H88ZM98 255V254H97ZM108 255V256H109ZM115 255V256H116ZM120 255V254H118ZM117 255V256H118ZM145 255V256H146ZM157 255V254H156ZM176 255V254H175ZM225 255V254H224ZM264 255V254H263ZM11 256H12V252H11ZM9 256V257H11ZM30 256V257H31ZM36 256V255H35ZM38 256V255H37ZM36 256V257H37ZM51 256V253H50ZM49 256V257H50ZM53 256V254H52ZM70 256V255H69ZM107 256V255H106ZM126 256V255H125ZM148 256V255H147ZM160 256V255H158ZM13 257V256H12ZM19 257V256H18ZM28 257V258H30ZM44 257V256H43ZM48 257V256H47ZM56 257V256H55ZM58 257V255H57ZM83 257V256H81ZM110 257V256H109ZM121 257V255H120ZM144 257V256H143ZM142 257V258H143ZM157 257V256H156ZM163 257V256H162ZM167 257V255H166ZM170 257V256H169ZM185 257H187L185 255ZM183 258L182 257V261L186 262V260H188L187 258ZM190 257V256H189ZM196 257V256H195ZM232 257V256H231ZM15 258V256H14ZM20 258V257H19ZM35 258V257H34ZM42 257H40L41 259ZM54 258V257H53ZM69 258V257H68ZM74 258V257H73ZM99 258V257H98ZM102 259V257H100ZM107 258V257H106ZM112 258V257H111ZM115 258V257H114ZM119 258V257H118ZM152 257H149L148 259H151ZM155 258V256H154ZM160 258V257H159ZM191 258V257H190ZM194 258V257H193ZM197 258V257H196ZM196 258H194L196 260ZM229 258V256H228ZM258 257H256L257 259ZM11 259V258H10ZM17 259V257H16ZM27 259V256H26ZM38 260H34V262L38 261V263L40 262L39 258H37ZM45 259V258H44ZM43 259V261H44ZM52 259V258H51ZM82 260H86V255L85 257L81 258ZM108 259V258H107ZM122 259V258H120ZM138 259V258H137ZM145 259V258H144ZM153 259V258H152ZM158 259V258H157ZM163 259V258H160ZM173 259V258H172ZM186 259V260H184ZM192 259V258H191ZM190 259V260H191ZM198 259V258H197ZM224 259V258H221ZM255 259V260H256ZM19 260V259H18ZM16 260V261H18ZM23 260V259H22ZM31 260V259H29ZM46 260V259H45ZM50 260V259H49ZM53 260V259H52ZM61 260V259H60ZM88 259V263H89ZM123 260V259H122ZM128 260V258H127ZM135 260V259H134ZM140 260V259H139ZM142 260V259H141ZM159 260V259H158ZM175 260V257L174 259ZM199 260V259H198ZM228 260V259H227ZM2 261V260H1ZM11 261V260H10ZM26 261V260H25ZM48 261V260H47ZM45 261L44 264L47 262ZM69 261V260H68ZM74 261V259H73ZM100 261V259H99ZM110 262V260H108ZM114 261V260H113ZM125 261V260H124ZM156 261V260H155ZM154 261V262H155ZM194 261V260H193ZM201 261V260H200ZM225 261V260H224ZM258 261V259H257ZM12 262V261H11ZM10 262V263H11ZM30 262V261H29ZM52 262V261H51ZM101 262V261H100ZM118 262V261H117ZM116 262V264H117ZM136 262V261H135ZM147 262V261H146ZM168 262V261H167ZM170 262V261H169ZM168 262V263H169ZM175 262V261H174ZM189 262V261H187ZM192 262V260H191ZM203 262V261H202ZM208 262V261H207ZM230 262V261H229ZM235 262V263H236ZM16 263V262H15ZM18 263V262H17ZM23 263V262H22ZM25 263V262H24ZM32 262H30L31 264ZM58 263V261L56 262ZM74 263V262H73ZM139 263V261H138ZM172 263V262H171ZM178 263V261H177ZM197 263H201V262H197ZM205 263V262H203ZM223 263V262H222ZM1 264V263H0ZM4 264V263H3ZM19 264V263H18ZM33 264V263H32ZM36 264V263H35ZM42 264V263H40ZM47 264H51V263H47ZM52 264H55L54 262H52ZM60 264V263H58ZM63 264H65V262H63ZM70 264V263H68ZM84 264V263H83ZM100 264V263H99ZM132 264V263H131ZM137 264V263H136ZM146 264V263H145ZM157 264V263H156ZM160 264V263H159ZM176 264V263H175ZM180 264V263H179ZM186 264V263H184ZM211 264V263H210ZM226 264V263H225Z\"/></svg>",
  "mask_w": 264,
  "mask_h": 264
},
{
  "label": "rangeland",
  "instance_id": "rangeland-1",
  "mask_svg": "<svg viewBox=\"0 0 264 264\" xmlns=\"http://www.w3.org/2000/svg\"><path fill=\"white\" fill-rule=\"evenodd\" d=\"M98 4L101 5L102 4V0H97ZM238 1L239 0H224L223 2L221 3H224L226 6H224V10H228L231 8L232 6V10L230 9V11H236L238 8ZM246 1V0H245ZM247 1H250V3H252L253 5V8H257V7H261L260 10H264V3L263 2H260V0H247ZM252 1V2H251ZM190 2V0H189ZM227 2V3H226ZM96 3V2H94ZM96 3V4H97ZM95 4V5H96ZM191 4V3H190ZM189 4V6H190ZM244 4V3H242ZM187 5V4H186ZM192 5V4H191ZM219 5V4H218ZM236 5V6H235ZM260 5V6H259ZM220 6V5H219ZM235 6V7H234ZM221 7V6H220ZM102 8L105 9V6L104 4L102 5ZM186 9L187 11L189 9L195 11L193 8L191 7H188L186 6ZM226 8V9H225ZM228 8V9H227ZM235 8V9H233ZM263 8V9H262ZM183 11V9H182ZM185 11V10H184ZM190 12V11H188ZM241 14V15H240ZM243 12L240 11V13L238 14V20L236 21L237 24H234V27H235V31H232L230 32L231 35L235 36V39L233 41H235L234 43L231 42L229 44H225V46L223 45H218L216 43H213L211 41H209V43L207 41H204V42H201L199 41L200 43H197L198 40L201 39L202 36H200L199 34L200 33V30H201V25H196L195 23H192L187 25V27H189L190 30H192L191 28L193 27V30L192 32L189 31L190 34L194 35L195 36V39L198 38V40L196 39V42L194 43H197L196 45L193 43V41H191L190 44L188 45H185L180 52L178 53H173L171 54V56L169 58L168 61H164L162 62V65L160 67H157L154 68L153 70L154 71H150V72H146V75L143 74L141 76V78H144L147 79L149 82V85H148V88L145 86H142V89H140L139 91L143 93V95H140L139 91L138 93L136 91H134L133 95L129 98H127L120 89L118 88H115L116 85H117V79H115V75L113 76V74H108L106 72H104L103 74H101L100 76V81L102 82H98L100 84H102V86H99L100 84H98V87H99V94H102L104 93V96L103 94L101 95L102 98H100V102L98 104V102H95V107H94V111L89 112L87 110H85L86 108H83V106L79 107L75 104H77V102H75L73 100V96L70 94L69 95V100L65 101L64 103V109H62L61 112H63V115L65 116H68L69 120L70 119H74L75 117H78L77 118V123L78 125H81V126H78L79 128H72L70 125V123H68L67 126H65L64 128L66 129H63V130H60L59 133L61 134H58L59 135V142L60 144H58V146L60 147V150H59V153L58 152H55V151H52L53 154H51L50 158L51 160L48 161V164L51 165L49 166L48 168H50V170H48V172H52L50 173L49 172V179L51 177L53 178H56V179H59V177L61 179H59V181H61V184H60V189H56V190H51L52 188L49 186V191L47 189V193L45 192V196L43 198V196L41 198H36L32 195H30L28 198L26 197L25 199V204L24 205H18L17 206V209H10V208H7V207H2L0 208V218L2 219L3 216H7V217H3L4 220H0V225L2 224H8L9 226L5 227V228H1L2 225L0 226V235L3 233V236H10L9 238L6 237V241L4 246H8L9 248L12 249V256H11V252L9 251V256H7V260L6 257L3 258V259H0V263L1 264H30V262H32L33 264H44L45 261H47L45 264H47L48 262L52 264V262H54L55 264H63V262H65V264H239L238 262L234 261V253H231L232 251L234 252V249H232L233 245L229 242V244H231L230 247L228 245V242H226L225 240L223 241L222 238L220 239H211V241H208L207 238H204V234H209L210 232L209 231H205L204 229H202L203 227H205V221L208 217H209V213H211L213 211V213L215 214L216 213H220V217L223 218V215L224 217H228L227 220H229L230 215L231 214V218L233 219V221H235L236 219H238V222H248L249 220L253 221L251 222V228L252 229H255V230H258L261 234L258 238L260 239H263V240H260V239H256L255 242H253L254 244L255 243H259L258 244H251L249 247H252V246H256V247H253V249L251 248V250L253 251H250V257L252 256V260L251 258H249L248 262H252L251 264H264V228L262 229V223H261V219H264V216L262 218H260V225L261 227L259 226V223H258V220L255 222L253 220V217H254V214H253V210H255L256 212L255 213V216H257V212L260 214H263L264 212V206H262V204L264 203V170H262V165L264 164V162H262V160L264 161V79L262 78V72L264 71V67L261 65V57H262V54H263V50H262V47H263V41H264V14H261V15H253L251 16L247 22V24H242V18H243ZM242 16V17H241ZM217 19V18H216ZM215 19V20H216ZM241 19V20H240ZM222 20H225V19H222ZM222 20H219L216 21L214 23V26H213V30L215 29V31H217L219 28L220 30L218 31H222V29L224 30L225 26L224 24L227 26L228 23L227 21L223 22ZM186 21V20H185ZM187 23L189 21H186ZM186 23V24H187ZM198 24V22H197ZM239 24V25H238ZM192 25V26H191ZM197 26V27H196ZM222 26V27H221ZM199 27V29H197ZM215 27V28H214ZM196 28V32L197 30L198 33L195 32V29ZM204 30V29H203ZM201 30V32L203 31ZM218 31L216 33H218ZM205 34V32H202ZM219 34V33H218ZM199 35V36H197ZM197 36V37H196ZM242 37V38H241ZM238 42V45L237 42ZM207 42V43H206ZM211 42V43H210ZM192 44V45H191ZM194 44V45H193ZM208 44V45H207ZM242 44V45H241ZM204 45V46H203ZM213 45V46H212ZM230 45V46H228ZM206 46V47H205ZM215 46H217V48H215ZM199 47V48H198ZM209 47H211L209 49ZM214 47V48H213ZM261 47V48H260ZM188 50H187V49ZM208 48V49H206ZM219 48V50H217ZM234 48V49H233ZM223 49V50H222ZM225 49V50H224ZM261 49V50H260ZM154 49L152 50H149L146 54H149L151 53L150 51H153ZM222 50V51H221ZM137 51V50H136ZM156 49L153 51L155 52ZM202 51V52H201ZM212 51V52H211ZM221 54H224L221 55ZM139 51H137V54L135 56L139 57ZM183 52V53H182ZM207 52V53H206ZM209 52V53H208ZM216 53V54H215ZM142 54V53H141ZM203 55V56H202ZM221 55V56H220ZM142 55H140L141 57ZM176 56V57H175ZM204 59V60H203ZM206 65V66H205ZM261 65V66H260ZM121 65L120 64H117V68H119ZM211 66V67H210ZM191 67V68H190ZM190 69V70H189ZM262 69V71H261ZM153 72V73H152ZM183 72V73H182ZM195 72V73H194ZM235 73V74H234ZM247 73V74H246ZM195 74V76H194ZM197 74V75H196ZM107 75H111L110 77H108ZM181 75V76H180ZM201 75V76H200ZM241 75V76H239ZM106 78H105V77ZM144 76V77H143ZM183 76V77H182ZM233 76V77H232ZM238 76V77H237ZM104 77V78H103ZM114 78V79H111ZM193 77V78H192ZM197 77V79H196ZM236 78L242 82H249V84L251 85H248V86H255L253 87V92H256L255 93V102H256V105L258 106V111H259V114H261L263 117H260L255 119V120H251L253 121L254 123L258 121V124L260 126H258V124H250L251 121L249 120L248 123L246 120H243L241 118H239V116H237V113L236 114H233L234 111H232L231 113L233 115H235L237 118L236 121H239L237 123H235V125L231 124V121L228 120V118H225V117H220L219 116V109L218 108V103H214L213 101V98H214V92L215 91V94H219L220 93H224L225 92V88L227 86V84L233 79V78ZM110 78V79H109ZM192 78V79H191ZM210 78V79H209ZM188 79V80H187ZM146 80V81H147ZM105 81V82H104ZM114 83H113V82ZM187 81V82H186ZM223 81V82H222ZM103 82L104 83H108L106 86L103 85ZM190 82V83H189ZM228 82V83H227ZM236 82V81H235ZM116 83V85H114ZM176 83V84H175ZM192 84V85H191ZM110 85V86H109ZM165 85V86H164ZM182 85V86H180ZM214 85V86H213ZM162 86V87H161ZM173 86V87H172ZM219 86V87H218ZM247 86V87H248ZM160 87V88H159ZM181 87V88H180ZM213 87H215L213 89ZM258 87V88H257ZM169 88V89H168ZM183 88V89H182ZM188 88V89H187ZM111 89V90H110ZM144 89V90H143ZM168 89V90H167ZM190 89V91H189ZM220 89V90H219ZM258 89V90H257ZM260 89V90H259ZM108 90V91H107ZM114 90V91H113ZM142 90V91H141ZM146 90V91H145ZM162 90V91H161ZM178 90V91H177ZM181 90V91H180ZM182 90H184L182 92ZM224 92H223V91ZM117 91V92H116ZM145 91V92H144ZM217 91V92H216ZM114 94H113V93ZM167 92V93H166ZM172 92V94H170ZM122 93V94H120ZM141 93V94H142ZM176 93V94H175ZM183 94V95H182ZM185 94V96H184ZM205 94V95H204ZM118 95V96H117ZM137 95V96H136ZM138 95L140 97H138ZM164 95V96H162ZM168 95H170L168 97ZM192 95V96H191ZM222 94L218 95V96H221ZM259 95V96H258ZM116 96V98H115ZM125 98H124V97ZM135 96V97H134ZM161 96V97H159ZM197 96V97H196ZM212 96V97H211ZM258 96V97H257ZM110 97V98H109ZM119 97V98H118ZM134 97V98H133ZM177 97V98H176ZM179 97V98H178ZM193 97V98H192ZM256 97L258 99H256ZM263 97V98H262ZM121 98V99H120ZM124 98V100H123ZM132 98V99H131ZM171 98V99H170ZM174 98V99H173ZM176 98V99H175ZM195 98V99H194ZM104 99H106L104 101ZM111 99V100H110ZM114 99V100H113ZM125 99L127 101H125ZM212 100V102L209 100ZM263 100L260 102V100ZM110 100V101H109ZM117 100V101H116ZM166 102H165V101ZM181 102H179V101ZM259 100V101H257ZM97 101V100H95ZM115 101V102H114ZM161 101H163L161 103ZM174 101V102H173ZM179 102L181 103L180 106L184 109V111H187L186 113L188 114H191L192 112V116H193V120L191 119V123L189 124V122L184 126V129L181 128L182 131H178L176 129V131H172L169 133L167 130H170V127H169V124L166 123V122H163L164 121V118H163V109L164 110H168L170 111V109L174 110L175 106H176V109L175 111L173 112V114L176 112H179V108L177 104L179 103H176ZM209 104H208V102ZM71 102V103H70ZM75 102V103H74ZM109 102V103H108ZM111 102V103H110ZM118 102L120 103V105H118ZM129 103V105H127ZM132 102V103H131ZM159 102V103H158ZM205 102V103H204ZM248 102V101H247ZM261 104H259V103ZM68 103V104H67ZM74 103V104H73ZM102 103H105V106L104 104ZM107 103V104H106ZM117 103V104H116ZM168 103V104H167ZM176 105H175V104ZM184 103V105H183ZM258 103V104H257ZM73 105L72 107L70 105ZM143 104V105H142ZM155 104V105H154ZM159 104V105H157ZM164 104V105H163ZM166 104V105H165ZM208 104V105H207ZM246 104V103H245ZM66 105V106H65ZM68 105V106H67ZM107 105V107H106ZM118 105V106H117ZM175 105V106H174ZM75 106V108H74ZM101 106V107H100ZM103 106V107H102ZM128 106V108L126 107ZM138 106V107H137ZM166 106V107H165ZM167 106H170L169 108H167ZM189 107V108H185V107ZM192 106V107H191ZM211 106V107H210ZM220 106V105H219ZM261 106V107H260ZM67 107V108H66ZM69 107V108H68ZM76 107L78 109H76ZM111 107V108H110ZM121 107V108H120ZM140 107V108H139ZM161 107V108H160ZM178 107V108H177ZM217 107V108H216ZM221 107V106H220ZM244 107V106H243ZM66 108V109H65ZM71 108H74L72 109V111L74 113L71 114ZM106 108H108L109 110H106ZM115 108V109H113ZM123 108V109H122ZM127 108V109H126ZM131 108H134V109H131ZM167 108V109H166ZM193 108V109H191ZM214 108V109H213ZM216 108V109H215ZM80 109V110H79ZM116 109L118 111H116ZM120 109V110H119ZM142 109V111H141ZM161 109V110H160ZM191 109V110H190ZM79 110V111H78ZM100 110V111H99ZM157 110V111H156ZM190 110V111H189ZM228 112L231 111V110H228L226 109ZM78 113L76 114L75 113ZM112 115H111V113ZM115 113H113V112ZM132 111V112H131ZM135 111V112H134ZM139 111V112H137ZM162 111V112H161ZM219 111V112H217ZM87 112V113H86ZM89 112V114H88ZM101 112V114H99ZM118 112V113H117ZM121 112V113H120ZM129 112V113H128ZM262 112V113H261ZM65 113V114H64ZM108 113V114H107ZM153 113V114H152ZM161 113V114H160ZM194 113V114H193ZM215 113L216 115H214L212 117V114ZM82 116H81V115ZM94 114V115H93ZM107 114V116H106ZM110 114V115H109ZM115 114V115H113ZM136 114V115H135ZM160 114V115H159ZM198 114V115H197ZM205 114V115H204ZM80 115V116H78ZM99 115V116H98ZM101 115V116H100ZM120 115V116H119ZM123 115V116H121ZM138 115V116H137ZM196 115V116H195ZM200 115V116H199ZM211 115V116H209ZM86 118H85V117ZM88 116V117H87ZM110 116V117H108ZM117 116V117H116ZM126 116V117H125ZM134 116V118H133ZM151 116V117H150ZM153 116V117H152ZM156 116V117H155ZM162 116V117H161ZM205 116V117H204ZM84 117V118H83ZM97 117V118H96ZM106 117V118H105ZM112 117H113V120H112ZM196 117V118H195ZM204 117V118H202ZM213 118V121L211 123V127H210V131H207V129L205 130V128H203V126L200 124L202 123V120L203 119H206V118ZM215 117V118H214ZM220 117V118H219ZM110 120V123L108 122V120ZM117 118V119H116ZM155 118L159 121H161V126L160 128H156V125H155ZM196 121H195V119ZM201 118V119H200ZM261 118V119H260ZM82 119H85L84 121ZM99 119V120H98ZM102 119H105V120H102ZM119 119V120H118ZM121 120V121H120ZM125 120V121H124ZM131 120V121H130ZM219 120V121H218ZM243 120V121H241ZM262 120V121H261ZM80 121V122H79ZM84 122L85 125H84V128L82 127L84 123H81ZM88 121V123H87ZM90 121V122H89ZM93 121V122H92ZM100 121V122H98ZM104 121V122H103ZM107 121V122H106ZM113 121V122H112ZM119 121V122H118ZM123 121V122H122ZM154 121V122H153ZM193 121V122H192ZM195 121V123H194ZM199 121V122H198ZM201 121V122H200ZM223 121V122H222ZM241 121V122H240ZM246 121V122H245ZM106 122V123H105ZM128 122V123H126ZM260 122V123H259ZM81 123V124H80ZM90 123V124H89ZM112 123V124H111ZM114 123V124H113ZM118 123H122V124H119ZM151 123V124H150ZM215 123V124H214ZM244 123V124H243ZM263 123V124H262ZM116 124V125H115ZM197 124V125H196ZM199 124V125H198ZM203 124V123H202ZM221 124V125H219ZM241 124V125H240ZM247 124H250L252 125V127L250 125H247ZM88 125H91V126H88ZM105 125V126H104ZM153 125V126H152ZM163 125V126H162ZM193 125V127H192ZM195 125L197 127H195ZM201 125V126H200ZM247 125V126H244ZM76 126V125H75ZM186 126H188V128H186ZM221 126V127H220ZM231 126V128L229 127ZM242 126H243V129H242ZM250 126V127H249ZM95 127V128H94ZM169 129H168V128ZM190 127V128H189ZM220 129L218 130L217 129ZM235 127V128H234ZM241 127V128H240ZM72 128V129H71ZM194 128V129H193ZM200 130H199V129ZM203 128V129H202ZM226 128V130H225ZM229 128V129H228ZM234 128V129H232ZM154 129V130H153ZM166 130L165 132L163 131ZM187 129V130H186ZM215 129V130H214ZM217 129V130H216ZM65 130V132H64ZM196 130V131H195ZM199 130V131H198ZM212 130V131H211ZM234 130V132H233ZM237 130V131H236ZM249 130V132H248ZM85 131V132H84ZM95 131V132H94ZM98 131V132H97ZM148 131V132H147ZM150 131V132H149ZM158 131V132H157ZM160 131V132H159ZM189 131V132H187ZM198 131V133H196ZM227 131V132H225ZM159 133H163L162 136L166 135L168 136L165 137L162 141H161V138L158 140V136ZM200 132H203V133H200ZM217 132V134H216ZM237 132V133H236ZM66 135H65V134ZM70 133V134H69ZM79 133V134H78ZM90 133V134H89ZM129 133V134H128ZM153 134V138L151 136V134ZM161 133V134H162ZM173 133V135H172ZM176 133V135H175ZM179 133V134H177ZM181 133V134H180ZM208 135H206V134ZM211 133V134H210ZM215 133V134H214ZM219 133V134H218ZM222 133V134H221ZM226 133L228 137H226ZM69 134V135H68ZM141 136H140V135ZM148 134V135H146ZM161 134L159 136H161ZM168 134V135H167ZM170 134V135H169ZM185 134V135H184ZM199 134V135H198ZM203 136H202V135ZM224 134V135H223ZM65 135V136H64ZM68 135V136H67ZM76 135V136H75ZM156 135V136H155ZM181 135V136H180ZM184 135V136H183ZM192 138H191V136ZM196 135V136H195ZM198 135V136H197ZM206 135V136H205ZM217 135V136H216ZM222 135V136H221ZM236 135V136H235ZM62 136V137H61ZM64 136V137H63ZM122 136V137H121ZM127 136V137H126ZM140 136V137H139ZM155 136V138H154ZM189 136V137H188ZM194 136V137H193ZM201 136V137H200ZM212 136L215 138H212ZM234 136V137H233ZM72 137V138H71ZM87 137V138H85ZM93 140H91L92 138ZM116 137V138H115ZM125 137V138H124ZM136 137V138H135ZM152 139H157L156 142L160 141V143L158 142L157 145H155L156 143H151L150 140ZM157 137V138H156ZM179 137V138H178ZM185 137V138H184ZM204 137V138H203ZM206 137V138H205ZM219 137V138H218ZM63 138V139H61ZM91 138V139H90ZM127 138V139H126ZM150 138V140H149ZM184 138V139H183ZM195 138V139H194ZM227 138V139H226ZM231 138V140H230ZM243 138V139H241ZM61 139V140H60ZM77 139V140H76ZM90 139V140H89ZM109 139V140H108ZM119 139V140H118ZM123 139V140H122ZM126 139V140H125ZM136 139V140H135ZM142 139V141H140ZM174 139V140H173ZM187 139V140H186ZM201 139V140H200ZM210 139H214V140H210ZM220 141H219V140ZM234 139V140H233ZM80 140V141H79ZM89 141V142H86ZM100 140V141H99ZM139 140V141H138ZM144 140V141H143ZM147 140V141H146ZM165 140V142H164ZM223 140V141H222ZM229 140V141H228ZM233 140V141H232ZM106 141H111L109 144H111L110 146L112 145H121L122 147L120 149H122L121 151L123 152V154H127V151L129 152V156L123 158L125 159V162H123L122 167L123 168V171H126L124 169H127V172L130 174V176H128L126 174V172H123L125 173L124 175L128 176L126 177V179L124 180V182H120L119 180L116 181L117 184L116 188H114L116 190V193L114 194L116 196V200H117V203H120V200L121 202L123 203H127L125 207H123V212L121 210L117 211V212H114L111 217L107 220H105V218H103V214L100 215V217L102 218H99V216H96L98 217V219H100V224H97L98 226L100 225V230L98 232V234L102 231V228L103 231L102 234H99L100 236H102L100 238V236H98L100 239L98 241V244L97 245V248H98V251L99 253L96 254L95 257H89V247L86 246L85 244V240H83L82 242L85 243L83 244L81 242V240H79V242L77 241L79 239V236L77 238H75L77 236V231L74 230L76 228V223H74V221L76 222V220H74V214L71 213L73 212L72 210H74L78 205L79 202L77 198L75 199H72V196L76 197V195L74 194V192H72L71 190V187H70V184H72L76 179V177L79 178L78 173H79V169L80 167L82 166H85V165H88V163L96 160L95 158L97 157V152L99 150L101 151H108V149L110 150V146L108 144V142L106 143ZM172 141V142H171ZM174 141V142H173ZM185 141V142H184ZM220 143H219V142ZM56 142V141H55ZM97 142V143H96ZM103 142V143H102ZM113 142H115L116 144H114ZM123 142V143H122ZM154 147H156V155L154 156H151V155H148L146 154V152L144 151V147L146 144L148 143ZM164 142L165 143V147H164ZM178 142V143H177ZM181 142V143H180ZM215 144H214V143ZM113 143V144H112ZM118 143V144H117ZM121 143V144H120ZM176 143V144H175ZM223 143V144H222ZM72 144V145H71ZM108 144V145H107ZM126 144V145H125ZM132 144V145H131ZM138 144V145H137ZM148 144V145H149ZM169 144V145H168ZM212 145V146H208V145ZM106 145V146H105ZM124 145V147H123ZM149 145V146H150ZM186 145V147H185ZM217 145V146H216ZM224 145V146H223ZM75 149L76 153H78V157H81L80 160H83L80 162V160L74 158L73 156L72 157H64L62 158L64 155L62 152H64V154H66L65 152H68L67 151V148H70L72 147ZM109 146V147H108ZM116 146V147H117ZM129 146V148L126 147ZM141 146V147H139ZM150 146V148H151ZM179 146V147H177ZM219 146V147H218ZM223 146V147H221ZM234 146V148L232 147ZM236 146V147H235ZM97 147V148H96ZM105 147V149H103ZM134 147V149H133ZM152 147V148H154ZM172 147V148H171ZM208 147V148H207ZM216 147V148H215ZM227 147V149H226ZM241 147V148H240ZM88 148V149H87ZM90 148V149H89ZM94 148V149H93ZM128 149L126 151V149ZM133 151H132V149ZM140 148V149H139ZM238 148V149H237ZM240 148V149H239ZM77 149V150H76ZM84 149V150H83ZM93 149V150H92ZM99 149V150H98ZM138 149V150H137ZM168 149V150H167ZM173 151H172V150ZM243 149V150H242ZM83 150V151H82ZM86 150V151H85ZM95 150V151H94ZM98 150V151H97ZM162 150V151H161ZM206 150V151H205ZM209 150V151H208ZM211 150V151H210ZM62 151V152H61ZM125 151V152H124ZM139 153H138V152ZM141 151V152H140ZM163 151H165L163 153ZM175 151V152H174ZM87 154H86V153ZM91 152V153H90ZM133 154H131V153ZM143 152V153H142ZM173 152V153H172ZM180 152V153H179ZM225 152V153H224ZM83 153V154H82ZM85 153V155H84ZM88 153L93 156H88ZM99 153V152H98ZM220 155V157L218 158V154ZM81 156H80V155ZM93 154V155H92ZM96 154V155H95ZM130 154L132 156H130ZM134 154H137V155H134ZM159 154H160V157H159ZM169 154H171L169 156ZM178 154V155H177ZM214 154V155H213ZM56 155V156H55ZM63 155V156H62ZM87 155V156H86ZM134 155V156H133ZM142 155V157H141ZM163 155V156H162ZM166 155V156H165ZM175 155V156H174ZM181 155V156H180ZM184 155H185V158H184ZM191 158H190V156ZM234 155V156H233ZM259 155V156H258ZM262 155V156H261ZM53 156V157H52ZM62 156V157H60ZM95 156V158H94ZM136 156V157H135ZM174 158H173V157ZM180 156V157H179ZM183 156V157H182ZM188 156V157H187ZM222 156V157H221ZM252 156V157H251ZM56 157V158H55ZM91 157V158H89ZM139 157V158H138ZM152 157V158H151ZM177 157H179L177 159ZM187 157V158H186ZM194 157V159H192ZM209 157L211 159H209ZM54 158V159H53ZM64 160H62V159ZM148 158V159H147ZM155 158V159H154ZM182 158H184L182 160ZM240 158V159H239ZM252 158V159H251ZM59 159V160H58ZM66 159V160H65ZM69 159V160H68ZM91 159V161H90ZM131 159V160H130ZM144 159V160H143ZM158 159V160H157ZM160 159V160H159ZM165 159V161H163ZM167 159V160H166ZM177 159V161H176ZM229 159V160H227ZM257 159V160H256ZM60 160L64 161V162H60ZM67 160L69 162H67ZM71 160V161H70ZM73 160H74V163L76 164H73ZM135 160V161H134ZM148 160V161H147ZM153 160H155L153 163ZM191 160V161H189ZM212 160V161H211ZM221 160V161H220ZM88 161V162H87ZM132 162V164H130L129 162ZM145 161V163H144ZM163 161V162H162ZM169 161V162H168ZM177 163H176V162ZM185 161V162H184ZM196 161V162H195ZM224 161V162H223ZM56 162V163H55ZM72 162V163H71ZM83 162V163H82ZM128 162L130 165L129 168L128 165H126ZM166 162V163H165ZM172 164H171V163ZM188 162V163H187ZM191 162V163H190ZM195 164V168L193 169L194 165L193 163ZM215 162V163H214ZM248 162V163H247ZM263 164H262V163ZM68 163L71 165H69L68 167ZM126 163V164H125ZM147 163V164H146ZM169 163V164H168ZM179 163V165H178ZM190 163V165H189ZM217 163V164H216ZM256 163V164H255ZM261 163V164H260ZM64 164H67V165H64ZM73 164V165H72ZM83 164V165H82ZM136 164V165H135ZM146 164V165H145ZM157 164V165H155ZM161 164V165H159ZM165 164L163 167L165 168H162L161 166ZM176 164L180 167L181 165L184 167V169L188 166L189 169L188 171L192 172L190 173L191 177L188 176L187 179H183L182 177L180 178V176H182L181 174H178V169L179 168L178 166H176ZM228 164V165H226ZM237 164V165H236ZM260 164V165H259ZM60 165V167H59ZM76 165H78V173L76 172L75 174L74 173V170H76ZM131 165H134L133 167H131ZM147 165H149L147 167ZM151 165V166H150ZM170 165V168H168ZM193 165V166H192ZM207 165V166H206ZM256 168H254L255 166ZM63 166V167H62ZM71 166V167H70ZM154 166V167H153ZM186 166V167H185ZM192 166V167H190ZM198 166V167H197ZM209 166V167H208ZM253 166V167H252ZM59 167V168H58ZM64 167H67V169L65 170ZM149 168L151 169L149 171V169H146ZM159 169H158V168ZM161 167V169H160ZM183 167H181L183 169ZM187 167V168H188ZM264 167V165H263ZM75 168V169H74ZM153 168L154 169V172H153ZM175 168V169H174ZM208 168V169H207ZM212 168V169H211ZM238 168V169H237ZM53 169V170H52ZM62 169V171H61ZM68 169H72L73 170V173H71L70 171H68ZM171 169V170H170ZM199 169V170H198ZM260 169V170H259ZM58 170V171H57ZM60 170V171H59ZM129 170V171H128ZM131 170V172H130ZM170 170V171H169ZM186 170V169H185ZM70 172V174H73L71 175V179H70V175L69 173L66 174L65 172ZM177 173H176V172ZM196 171V172H194ZM245 173H244V172ZM249 172L250 175H253L252 172H255L253 176H250V181L252 180L254 184L253 187L251 186L250 188H248L249 185H247V188L245 187L246 183L248 180L247 178H245V176L247 177V174L246 172ZM261 171V172H260ZM58 172V173H57ZM149 172V175L147 174ZM153 172V173H152ZM164 174H163V173ZM168 172H172V174H168ZM214 172V173H213ZM232 172V173H231ZM55 173V174H54ZM63 173V174H62ZM196 173V174H195ZM58 174V175H57ZM156 174V175H154ZM161 174V175H160ZM162 174L164 175L163 178H162ZM195 174V175H194ZM211 174V175H210ZM231 175V178L230 176L228 177L227 175ZM243 174V176H242ZM65 177H64V176ZM69 175V176H68ZM136 175V176H135ZM139 175V177H138ZM175 175V176H174ZM64 178H63V177ZM68 176V177H67ZM75 176V177H74ZM145 176V177H144ZM159 176L162 178H159ZM204 176V178H203ZM237 176H240L238 177L237 179ZM125 177V176H124ZM131 177V179H130ZM156 177L158 179H156ZM190 177V178H189ZM214 177V178H212ZM225 177V178H224ZM235 177V178H234ZM243 177V178H242ZM257 177V178H255ZM77 178V179H78ZM138 181H136L137 179ZM142 178V179H141ZM145 178V179H144ZM166 178V179H165ZM211 178L213 181H211ZM227 178V179H226ZM231 178V179H230ZM240 178V179H239ZM245 178V179H244ZM253 178V179H251ZM74 179V180H73ZM149 179V180H148ZM160 179L162 181H160ZM170 179V180H169ZM174 179V180H173ZM177 179V180H176ZM189 179V180H188ZM200 179V180H199ZM243 179V180H242ZM68 180V181H67ZM129 180V182H128ZM136 182H134V181ZM147 180V181H146ZM152 180V181H151ZM166 180V182H165ZM196 180V181H195ZM198 180V181H197ZM229 183H228V181ZM232 180V181H231ZM260 180V181H259ZM126 181V182H125ZM151 183H149V182ZM155 181V182H154ZM171 182H174V183H170ZM180 181V182H179ZM196 184H195V182ZM200 181V182H199ZM206 181V182H205ZM239 181V182H238ZM248 181V182H250ZM251 181V182H252ZM257 181V182H256ZM259 181V182H258ZM263 181V182H262ZM68 182V184H67ZM119 182V183H118ZM128 182V184H127ZM138 182V183H137ZM176 182V183H175ZM177 182H179L180 184H182L181 186L177 184ZM194 182V184L192 183ZM202 182V183H201ZM217 182V183H215ZM234 184L232 185L231 184ZM234 182V183H233ZM124 183L126 185V187H124L125 185L122 184ZM163 183V184H162ZM190 183V184H188ZM199 185H198V184ZM210 183V185L208 184ZM257 183V184H256ZM260 183V184H259ZM66 184V186H65ZM120 184V185H119ZM130 184V186H129ZM135 184V185H134ZM141 184V185H140ZM143 184V186H142ZM167 184V185H166ZM173 184V185H172ZM214 184V185H213ZM216 184V185H215ZM218 184V185H217ZM241 184V185H240ZM64 185V186H63ZM119 185V187H118ZM133 187H132V186ZM139 189H138V187ZM156 185V186H155ZM161 185V186H159ZM188 185V186H187ZM195 185V186H194ZM201 185V186H200ZM245 185V186H244ZM258 185H260V187H258ZM69 188H68V187ZM145 186V188H144ZM155 186V187H154ZM168 188H167V187ZM172 186V187H171ZM183 186V187H182ZM194 186V187H193ZM207 186V187H206ZM210 186V187H209ZM213 186V187H211ZM224 186V188H223ZM242 188H241V187ZM122 187L126 188V189H122ZM132 187V188H131ZM143 189H142V188ZM147 187V189H146ZM231 187V188H230ZM238 187V188H237ZM256 187V188H255ZM263 189H262V188ZM51 188V189H50ZM62 188V189H61ZM131 188V189H130ZM134 188V189H133ZM176 188V190H175ZM184 188V189H183ZM188 188V189H187ZM208 188H210L209 190L211 192H213V194L215 193V195L212 194V198H211V202H207L209 200L207 199H204L206 197V193L209 191ZM213 188V189H212ZM219 189V190H216ZM234 188V189H232ZM130 189V190H129ZM136 189V190H135ZM154 189L156 191H154ZM167 189V190H166ZM170 189V190H169ZM192 189V190H191ZM200 189V190H199ZM226 189V191H225ZM233 191H232V190ZM238 191H236V190ZM254 189V190H253ZM120 190H123V194ZM145 190V191H144ZM147 190V191H146ZM159 190V191H158ZM190 190V191H189ZM213 190V191H212ZM228 190V191H227ZM232 193H231V191ZM248 190H251V191H248ZM263 190V191H261ZM60 191V192H58ZM129 191V192H127ZM137 191V192H135ZM152 191V193H151ZM170 191V192H169ZM171 191H174L176 194L174 197L172 196L173 194L171 193ZM187 191V192H185ZM244 191V193H242ZM253 191V192H252ZM120 193V194H117V193ZM133 193V196L134 198H136L137 200V203H132L129 204V202L127 200L130 199L131 197V194ZM144 192V194L142 193ZM146 192V193H145ZM160 192V193H159ZM162 192V193H161ZM193 192V193H192ZM202 192V193H201ZM204 192V193H203ZM228 192H230L228 194ZM49 193V195H48ZM54 193V194H53ZM126 193V195H125ZM142 193V194H141ZM150 193V194H149ZM187 193V194H186ZM191 193V194H190ZM234 193V195H232ZM238 193V195H237ZM247 193V194H246ZM250 193V194H248ZM129 194V195H128ZM138 194V195H137ZM139 194H141L139 196ZM172 194V195H171ZM263 194V195H262ZM48 195V196H47ZM60 195V196H59ZM71 196L70 198H68L67 196ZM118 195V196H117ZM123 195V196H122ZM137 195V196H136ZM161 195V196H159ZM170 195V196H168ZM189 195V196H188ZM202 195V197H201ZM240 195V196H239ZM245 195H247L245 198ZM129 196V197H128ZM156 196V197H155ZM211 196V195H210ZM48 198H51L50 201L49 200H43V199H47ZM67 197L68 200H66L65 198ZM124 197V198H122ZM144 197H147L144 199ZM153 197V198H152ZM158 197V198H157ZM201 197V200L199 199ZM215 197V198H214ZM237 197V198H236ZM255 197L257 198V200L254 201ZM262 197V198H261ZM66 201H69V202H65L64 200ZM161 198V199H160ZM164 198V199H163ZM234 198V199H233ZM42 199V201H41ZM57 201H55V200ZM70 199V200H69ZM72 199V200H71ZM120 199V200H119ZM124 199V200H123ZM146 199L150 200V202H148L147 200V203H146ZM160 199V200H159ZM189 199V201H188ZM197 199V200H196ZM199 199V201H198ZM246 199V200H245ZM35 200V201H34ZM40 200V201H39ZM52 200V201H51ZM77 200V201H76ZM119 200V201H118ZM142 200V201H141ZM163 200H168L170 201V206L171 208L168 209H165L163 207H160L161 204V201ZM176 200V201H175ZM207 200V201H206ZM249 200V201H248ZM32 201V202H31ZM70 201H73L75 202L77 205L71 203ZM127 201V202H126ZM191 201V202H190ZM206 201V202H205ZM240 201V202H238ZM30 204H29V203ZM42 202V203H41ZM53 202V203H52ZM55 202V203H54ZM65 204H64V203ZM142 202V203H141ZM153 202V203H152ZM156 202V204H155ZM179 202V203H178ZM186 202V203H185ZM214 204H213V203ZM240 203L239 205H237L238 203ZM243 202V203H242ZM32 203V204H31ZM34 203V204H33ZM36 203H40L38 204L37 206L35 205ZM48 203V204H47ZM60 203L63 205L61 206ZM69 203V204H68ZM149 203V204H148ZM161 203V204H160ZM237 203V204H235ZM29 204V205H28ZM53 206H52V205ZM184 204V205H183ZM189 204V205H188ZM215 206V209L213 206ZM65 205H69L65 207ZM73 205V206H72ZM129 205V207H128ZM144 205V207H143ZM218 205V206H217ZM237 205V206H235ZM259 205V206H258ZM264 205V204H263ZM46 206V207H45ZM52 207L50 209V207ZM59 206V207H58ZM74 207L72 210H67L68 208H72ZM141 206V207H140ZM154 206H157V207H154ZM179 206V207H178ZM206 206V207H205ZM209 206V207H208ZM235 206V207H234ZM247 206V207H246ZM251 206H253V210L251 209ZM64 209H62V208ZM131 207V208H130ZM138 207H140L138 209ZM153 207V208H152ZM159 207V208H158ZM175 207V208H174ZM220 207V208H218ZM255 207V208H254ZM260 207V208H259ZM33 208V209H31ZM46 208V209H45ZM57 208V210H56ZM128 208L130 210H128ZM225 208V209H224ZM5 211H4V210ZM8 209L10 211H8ZM22 209V210H21ZM33 210V211H37L36 214H33L34 212L33 211H30ZM54 209V210H53ZM66 209V210H65ZM126 209V210H125ZM133 209V210H132ZM208 209H209V213H208ZM242 209V210H241ZM247 209V210H246ZM258 209V210H257ZM7 210V212H6ZM23 210H26V211H29L28 213L23 211ZM41 210H43L45 213L48 212V214H45L44 212H41ZM47 210V211H46ZM60 210V211H59ZM62 210V212H61ZM202 210V211H201ZM250 210V211H249ZM252 210V211H251ZM2 211V212H1ZM16 211V212H15ZM18 211L19 212V215H18ZM64 211V213H63ZM65 211H68L70 213H66ZM126 211V212H125ZM166 211V212H165ZM197 211V213H196ZM201 211V212H199ZM215 211V212H214ZM219 211V212H217ZM220 211H223V213H226L222 215V212ZM225 211V212H224ZM228 213H227V212ZM231 211V213H230ZM239 211H242L239 212ZM6 212V213H5ZM12 212V213H11ZM25 214H24V213ZM39 212V213H38ZM106 212V211H104ZM103 212V213H104ZM125 212V214H123ZM130 212V213H128ZM132 212V214H131ZM136 213L137 217L136 216ZM160 212V213H159ZM162 212V214H161ZM188 212H192V213H188ZM199 212V214H198ZM233 212V213H232ZM238 212V214H237ZM15 213V214H14ZM23 213V214H22ZM28 216H27V214ZM50 213H51V216H50ZM62 213V214H60ZM134 213V214H133ZM149 213V214H148ZM154 213V214H153ZM158 213V214H157ZM165 213V214H164ZM188 213V214H187ZM195 213V214H194ZM253 215V217L250 215ZM14 214V215H12ZM33 218H32V216ZM40 214V216H39ZM45 214V216H44ZM58 214V215H57ZM70 214V215H69ZM94 214H96V212H94ZM116 214L119 216H116ZM156 214V215H155ZM185 214V215H184ZM187 214V215H186ZM190 214V215H189ZM204 214H206L204 216ZM237 214V215H236ZM243 217L240 218L241 215ZM249 214L250 218L249 217H246ZM257 214V215H256ZM12 215V216H11ZM25 215V216H24ZM38 217H36V216ZM42 215V216H41ZM47 215V216H46ZM65 216L67 218V220L69 219V216L71 217L70 219L72 220H68V222H66V219L62 217ZM103 215V216H102ZM114 215V216H113ZM122 215H123V218H122ZM132 215V216H130ZM236 217H234V216ZM11 216V217H9ZM16 216V217H15ZM58 216V217H57ZM74 216V217H73ZM129 216V217H128ZM134 216V217H133ZM190 216V217H189ZM238 216V217H237ZM13 217V219H11ZM20 217V218H19ZM25 217V218H24ZM28 217V218H27ZM49 217V219H48ZM52 217V218H51ZM59 217H60V220L59 221ZM105 217V216H104ZM144 219H142V218ZM178 217V218H177ZM183 217V218H182ZM203 217V220L200 219ZM205 217V218H204ZM219 217V218H220ZM252 217V218H251ZM6 218V219H5ZM15 219H18V220H14ZM30 219L28 221H23V219ZM35 218V219H34ZM51 218V221H49ZM56 218V219H55ZM62 218L64 220H62ZM141 220H139V219ZM148 220H146V219ZM172 218V219H171ZM190 218V219H189ZM212 218V216L210 217ZM236 218V219H235ZM240 218V219H239ZM246 220H245V219ZM255 218V217H254ZM22 219V220H21ZM115 219V220H114ZM138 219V220H137ZM154 219V220H153ZM174 223H173L170 221ZM175 219V220H174ZM179 219H182L181 221ZM198 219V220H197ZM6 220V221H5ZM9 220V221H8ZM13 220V221H11ZM20 220V222H18ZM49 224H48V222ZM55 220V221H54ZM101 220H104L101 222ZM120 222H119V221ZM136 220V221H135ZM146 220V221H145ZM153 220V221H152ZM178 220V221H176ZM196 220H197V223H196ZM231 220V219H230ZM248 220V221H247ZM5 221V222H3ZM8 221V222H7ZM11 221V222H10ZM16 221L18 223H16ZM53 221V222H52ZM65 221V222H64ZM73 223H71V222ZM106 221V222H105ZM114 221V222H113ZM151 221V222H150ZM199 221V223H198ZM264 220H262L263 222ZM25 222V223H24ZM34 222V223H32ZM52 222V223H51ZM59 224H58V223ZM66 225L63 226V223ZM70 222V224H69ZM125 222V223H124ZM143 222V223H142ZM155 222V223H154ZM168 222V223H167ZM180 222V223H179ZM225 222V220H224ZM255 222V223H254ZM11 223H16V224H12ZM115 223L114 226H112L113 224ZM127 223V224H126ZM136 225H135V224ZM154 223V224H153ZM177 223H179L177 225ZM182 223V224H181ZM184 223V225H183ZM195 223V224H193ZM73 224V226L71 225ZM119 224V225H117ZM131 224V225H130ZM170 224V225H168ZM198 224V225H196ZM202 224V225H201ZM254 224V225H253ZM16 225V226H15ZM32 226L31 228H36L34 231L36 232H27L28 230L29 231H32V229L29 227V229L26 231V230H22L24 228H26L25 226ZM38 225H40L38 227ZM55 225V226H54ZM61 225V226H60ZM70 225V226H69ZM122 225V226H121ZM152 225V226H151ZM155 225V226H153ZM165 225V226H164ZM166 225H167V228H166ZM181 225V226H180ZM10 226H13V227H10ZM15 226V227H14ZM20 227V228H17V227ZM22 226V227H21ZM60 226V227H59ZM75 226V227H74ZM120 226V227H119ZM125 226V227H124ZM135 226V227H134ZM149 226V227H148ZM174 226V227H173ZM176 226V227H175ZM188 226V227H186ZM203 226V227H202ZM260 228H259V227ZM10 227V229H9ZM65 227H67L65 229ZM69 227V228H68ZM74 227V229H73ZM115 227V228H114ZM118 227V229H116ZM123 227V229L121 228ZM130 229H128V228ZM145 227V228H144ZM175 228V230L173 228ZM180 227V228H179ZM183 229H182V228ZM192 227V228H191ZM264 227V226H263ZM14 228H17V229H14ZM43 228V229H42ZM46 228V229H45ZM59 228V229H58ZM122 230H121V229ZM124 228L126 229L124 231ZM133 228V229H132ZM169 228L171 229V234L168 233L170 232L169 231ZM222 228V227H221ZM2 229V230H1ZM27 229V228H26ZM57 229V230H56ZM69 231H68V230ZM111 229H115L117 230V234H118V237L116 238H119L120 240L123 241L122 244H119L121 243L122 241H120L119 239L117 240V242H115V240H113V243L112 246L107 244L106 243V238L109 236L108 235V232L111 230ZM164 229V230H163ZM186 229H188L186 231ZM191 229V231H190ZM225 232L229 231V229L226 227H224ZM12 230V231H11ZM17 230V231H16ZM41 230L43 233H41ZM53 232H52V231ZM58 230H62L60 232H58ZM74 230V231H73ZM120 230V231H119ZM140 230V231H139ZM148 230V231H147ZM9 231V235L6 233V232ZM14 231V232H13ZM19 231V232H18ZM23 231V232H22ZM28 235H27V233ZM57 231V232H56ZM72 231V232H71ZM128 231V233H127ZM158 232V235H157V232ZM174 231V232H173ZM187 233H186V232ZM246 231H249L248 229H246ZM245 231V232H246ZM19 234H17V233ZM21 232V233H20ZM65 232V233H64ZM73 232H75L73 234ZM121 234H120V233ZM166 232V233H165ZM176 232V233H175ZM182 232V233H180ZM216 231H214L215 233ZM220 232V231H218ZM217 232V233H218ZM250 232V231H249ZM26 233V234H25ZM31 233V234H30ZM36 233V234H35ZM40 233V234H39ZM48 233V236L45 238L44 236H46ZM52 233V234H51ZM54 233V234H53ZM57 233V234H56ZM137 233V234H136ZM160 233V234H159ZM173 237H171V235H173ZM195 233V234H194ZM263 233V234H262ZM5 234V235H4ZM7 234V235H6ZM23 234V235H22ZM25 234V237H23ZM30 234V235H29ZM61 234V237H59ZM64 234V235H63ZM123 234H126L125 237H123L124 235ZM131 234V236H130ZM155 234V235H154ZM171 237V238H169ZM175 234H176V237H175ZM182 234V235H181ZM42 236V237H39ZM53 235V236H52ZM59 235V236H58ZM67 235V236H66ZM104 235V237H103ZM128 235V237H127ZM135 235V237H134ZM145 235H148V236H145ZM160 235V236H159ZM203 235V236H202ZM20 236V237H19ZM28 236V237H27ZM33 236V237H32ZM36 236V237H35ZM50 236V237H49ZM56 236V237H55ZM69 236V237H68ZM74 236V237H73ZM130 236V237H129ZM133 236V237H132ZM137 236V237H136ZM158 236V237H157ZM186 236V237H185ZM219 236H220V233H219ZM263 236V237H262ZM12 237V238H11ZM22 237V238H21ZM27 237V239H26ZM30 237V238H29ZM60 239H58V238ZM68 237V238H67ZM71 237V239H70ZM122 237V238H120ZM127 237V238H126ZM132 237V238H131ZM142 237V238H141ZM147 237V238H146ZM155 239H154V238ZM162 237V238H161ZM175 237V238H174ZM178 237V240L176 239ZM222 237V235H221ZM5 238V237H4ZM29 238V239H28ZM33 238V239H32ZM75 238V239H74ZM104 238V239H103ZM125 238V239H124ZM131 238V239H129ZM135 238H140V240L138 239H134ZM166 238V239H165ZM16 239V240H15ZM22 239V242L20 243V240ZM37 239L38 242H35ZM39 239V240H38ZM128 239V240H127ZM153 239V240H152ZM169 239V240H168ZM176 239V241H175ZM181 241H180V240ZM198 239L199 241H201V247L202 248H199V249H195L193 247L190 246L189 243L193 242L194 240H197L198 242ZM207 239V240H205ZM26 240V241H25ZM69 240V241H68ZM127 240V241H126ZM133 240V241H132ZM162 240V241H161ZM186 240V241H185ZM214 240L216 242V246L214 244ZM222 242H219L221 241ZM11 241V242H10ZM31 241V242H30ZM41 241V242H40ZM78 242V243H75V242ZM140 241H143V243ZM153 241V242H152ZM167 241V242H166ZM176 243H175V242ZM182 243V244H180ZM15 243L16 245V248H20L18 249L19 250V253H16L14 254V251L13 248L11 245H13V243ZM29 242H30V245L32 243V245L34 246L33 248H36L35 251L34 250H30L29 249ZM40 242V247L34 245V244H39ZM62 242V243H61ZM74 245H73V243ZM81 242V243H80ZM102 242V243H101ZM124 242H128L127 244L124 243ZM132 242V243H131ZM155 242V243H154ZM184 242V243H183ZM203 242V243H202ZM8 243V244H7ZM12 243V244H11ZM17 243L19 244V246L17 245ZM61 243V244H60ZM72 245H71V244ZM80 243V244H79ZM116 243V245H115ZM117 243L119 245H117ZM157 243V244H156ZM169 243V244H168ZM179 243V244H178ZM10 244V245H9ZM54 246H53V245ZM103 244V245H102ZM125 245L124 247L126 249H124V247L122 245ZM129 244V245H128ZM134 244V245H133ZM136 244V245H135ZM141 244V245H140ZM146 244H149V245H146ZM171 244V245H170ZM176 244V245H175ZM178 244V245H177ZM189 244V245H188ZM220 244V245H219ZM223 244V245H222ZM225 244V246H224ZM28 245V246H26ZM65 245V246H64ZM75 245H80V248H78L77 246ZM121 245V249H119L118 247H120ZM170 247H168V246ZM175 245V248L174 246ZM180 245V246H179ZM183 245V246H182ZM214 245V246H213ZM222 245V246H221ZM14 246V245H13ZM24 246V247H23ZM59 246V247H58ZM70 246V247H69ZM84 246V247H83ZM115 246H117L116 248H114ZM148 246V247H147ZM183 248V251L186 252L184 253L183 251L180 252V250ZM218 246V247H217ZM57 247V248H56ZM136 247V248H135ZM140 249V252L138 251V248ZM143 248V251L141 250ZM153 248L150 249V248ZM158 247V248H157ZM166 247H168L166 249ZM177 247V248H176ZM206 247V248H205ZM220 247H223V248H220ZM225 247V248H224ZM44 248V249H43ZM64 248V249H63ZM70 248V249H69ZM73 248V249H72ZM77 248V249H76ZM84 248H87V249H83ZM107 250H106V249ZM111 250H110V249ZM128 248V249H127ZM130 248V249H129ZM135 248V249H134ZM155 248V249H154ZM180 248V249H179ZM231 248V249H230ZM257 248V249H255ZM25 249V250H24ZM42 249V250H40ZM50 249V250H49ZM76 249V250H75ZM118 249V250H117ZM164 249V250H163ZM177 249V250H176ZM195 249V250H194ZM207 249V250H206ZM223 249H226L227 251H229L230 253H227L226 250H223ZM17 250V251H18ZM38 254H37V252ZM48 250V251H47ZM67 252H66V251ZM106 250V251H104ZM110 250V251H108ZM114 252H113V251ZM116 250V251H115ZM127 250V251H126ZM134 250V251H133ZM146 250H150V251H147V253H150L151 255L147 254L146 253ZM156 252H153L155 251ZM189 250L193 251V252H189ZM79 251V253H78ZM80 251H82L80 253ZM117 251L121 253H118L121 255H118L117 254ZM124 251V252H123ZM126 251V252H125ZM137 251V252H135ZM152 251V252H151ZM161 251V254H159V252ZM173 251V252H172ZM176 251V253H175ZM197 251V252H196ZM255 251V252H254ZM23 252V253H22ZM27 252V253H26ZM32 252V253H30ZM46 252H50L51 253V256H50V253H46ZM64 252V253H63ZM106 252V253H105ZM109 252L110 254L113 252L114 255H109ZM171 252V253H170ZM223 252V253H222ZM36 253V254H34ZM44 253L48 256L45 257ZM83 253V254H82ZM104 253V254H103ZM112 253V254H113ZM124 253V254H123ZM129 253V254H128ZM155 253V254H154ZM164 253V254H163ZM173 253V254H172ZM183 253V256L182 254ZM205 253V254H204ZM227 253V254H226ZM252 253V254H251ZM29 254H32L33 256L29 255ZM40 254V255H39ZM53 254V256H52ZM66 254V255H65ZM81 254V255H80ZM99 254H103L102 256L99 255ZM118 256H117V255ZM148 256H147V255ZM155 258H154V256ZM157 254V255H156ZM163 254V255H162ZM176 254V255H175ZM225 254V255H224ZM37 257H36V256ZM58 255V257H57ZM70 255V256H69ZM80 255V256H79ZM86 255V260H82L81 258L85 257ZM88 255V256H87ZM107 255V256H106ZM110 257H109V256ZM116 255V256H115ZM126 255V256H125ZM146 255V256H145ZM160 255V256H158ZM167 255V257H166ZM185 255L187 257H185ZM15 256V258H14ZM20 258H19V257ZM26 256H27V259H26ZM31 256V257H30ZM44 256V257H43ZM50 256V257H49ZM56 256V257H55ZM83 256V257H81ZM144 256V257H143ZM157 256V257H156ZM163 256V257H162ZM170 256V257H169ZM192 258H190V257ZM199 259H197L196 257ZM229 256V258H228ZM232 256V257H231ZM17 257V259H16ZM30 257V258H28ZM35 257V258H34ZM40 257H42L40 259ZM54 257V258H53ZM69 257V258H68ZM74 257V258H73ZM99 257V258H98ZM102 257V259L100 258ZM108 259H107V258ZM112 257V258H111ZM115 257V258H114ZM119 257V258H118ZM143 257V258H142ZM149 257H152L151 259H148ZM163 258V259H160V258ZM175 257V260H173ZM182 257L184 258H187L188 260H186V262L182 261ZM196 258V260L194 258ZM256 257H258V261L256 259ZM11 258V259H10ZM37 258H39L40 262L38 263V261L34 262V260H38ZM46 260H45V259ZM53 260H52V259ZM122 258V259H120ZM128 258V260H127ZM138 258V259H137ZM145 258V259H144ZM159 260H158V259ZM173 258V259H172ZM221 258H224V259H221ZM19 259V260H18ZM23 259V260H22ZM31 259V260H29ZM34 259V260H33ZM44 259V261H43ZM50 259V260H49ZM61 259V260H60ZM74 259V261H73ZM88 259L89 260V263H88ZM100 259V261H99ZM135 259V260H134ZM140 259V260H139ZM142 259V260H141ZM192 262H191V260ZM228 259V260H227ZM256 259V260H255ZM2 260V261H1ZM12 262H11V261ZM18 260V261H16ZM26 260V261H25ZM69 260V261H68ZM110 260V262L108 261ZM114 260V261H113ZM125 260V261H124ZM156 260V261H155ZM194 260V261H193ZM201 260V261H200ZM225 260V261H224ZM30 261V262H29ZM52 261V262H51ZM58 261V263H56ZM136 261V262H135ZM139 261V263H138ZM147 261V262H146ZM155 261V262H154ZM169 263H168V262ZM175 261V262H174ZM178 261V263H177ZM189 261V262H187ZM201 262V263H197V262ZM205 263H203V262ZM208 261V262H207ZM230 261V262H229ZM11 262V263H10ZM16 262V263H15ZM18 262V263H17ZM23 262V263H22ZM25 262V263H24ZM74 262V263H73ZM172 262V263H171ZM223 262V263H222ZM236 262V263H235ZM31 263V264H32Z\"/></svg>",
  "mask_w": 264,
  "mask_h": 264
}]
</instances>
